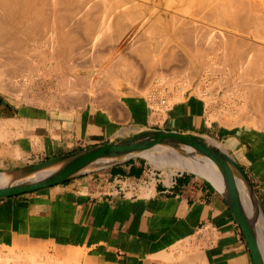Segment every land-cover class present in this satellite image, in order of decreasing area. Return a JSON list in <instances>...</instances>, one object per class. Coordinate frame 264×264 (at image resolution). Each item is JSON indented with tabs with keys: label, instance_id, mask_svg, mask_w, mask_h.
Masks as SVG:
<instances>
[{
	"label": "crops",
	"instance_id": "obj_1",
	"mask_svg": "<svg viewBox=\"0 0 264 264\" xmlns=\"http://www.w3.org/2000/svg\"><path fill=\"white\" fill-rule=\"evenodd\" d=\"M120 98L114 101L120 105L115 108L87 106L77 114L50 116L29 106L19 108L0 96V128L11 139L10 144L0 141V172L110 143L123 131L194 134V127H201L203 105L196 113L188 103L195 98L174 104L162 116L134 92L122 91ZM187 107L197 123L183 122ZM220 133L264 207V130L221 129ZM17 149L22 157L16 155ZM151 163L138 155L61 185L1 199L0 244L82 248L86 259L95 264H173L163 258L185 243L189 251L174 264H253L234 214L205 178L183 171L158 173ZM187 254L193 260L187 261Z\"/></svg>",
	"mask_w": 264,
	"mask_h": 264
},
{
	"label": "rangeland",
	"instance_id": "obj_2",
	"mask_svg": "<svg viewBox=\"0 0 264 264\" xmlns=\"http://www.w3.org/2000/svg\"><path fill=\"white\" fill-rule=\"evenodd\" d=\"M75 1V0H74ZM79 2V1H81V0H76L75 2ZM82 1H84V3H85V0H82ZM173 1V2H172ZM188 2H190V0H187ZM187 1L185 0L184 2H181L180 0H167V2H166V4L164 3L161 7H164V6H166V9H171V10H175V7L176 6H179V7H182L183 9L181 10H179V9H177L176 8V12H178V10H179V12H178V14H175V15H172V16H170L169 18H167V20H166V23L165 24H167L168 23V25H169V29H167V31H165L166 30V28L165 27H163V25H161V24H159L158 22H154V23H157L158 24V26H160V27H163L162 28V30H163V32L164 33H167V34H165V35H167V39L165 38H163L162 36H164V33L162 32V30H161V28H159L156 24H153V21L155 20L156 21V17H157V15H159L158 13H156V14H152V15H150L149 16V13L147 14V21H146V18H143V16H142V18H141V16H140V18H138L137 16H138V12L137 13H134V14H136V15H134V18L132 19V22L133 23H131V27L128 25V23H129V21L131 22V18H126V16H125V19H124V22L125 23H127V25H128V27L131 29H129L128 27H127V25L125 24V29H124V31H122V28H120L119 27V25L118 24H120V23H123L121 26H123L124 25V22H121V21H123V18L124 17H122V18H119V19H122V20H118L116 17H114L112 20H110V19H108V21H109V23H111V26H113L114 27V29H112V27L110 26L109 27V23H108V21H107V26L109 27H107L108 29H110V31L108 32V30L106 31V32H108L106 35H104V36H108V38L110 39H108L107 37L105 38V37H103L102 38V34H104V29H103V33L102 32H100V33H98L97 31H98V29H99V26H101L102 28H103V26L101 25L103 22H102V17L100 16V15H98L99 13H97L96 12V10L98 11V9H96V10H93L92 11V13H91V16H93V17H91L90 19L91 20H93V23L91 22V20H89V16H88V20L90 21V24H89V22L87 23V22H85L84 21V17L85 16H83L82 15V13L79 15H75V18L73 17V18H71V19H77L78 21H83V22H80V23H87L86 25H88V26H90L91 28V30L93 31H90V29L88 30V31H90V32H92V33H94L95 34V36L92 38L91 36L87 39V36H85L84 34L86 33H88V31L87 32H85L86 30H85V28H87L88 26H82L81 24H78V21L76 22V21H74V22H76V24L77 25H75V24H73L74 26H76L78 29L80 28V27H83L84 28V30L81 28V29H79V30H75V28H73V31L74 32H72V34L73 33H75V31H76V33H78L77 35L75 34V35H73V37L75 36V37H77V36H81V34H82V36H83V39L82 38H80V37H77L78 38V40L77 39H71V40H68V34L66 33V32H68V31H66L67 30V28L65 27V26H67L68 28L70 27V26H73L71 23H73L72 21L73 20H69V17H68V20H67V18H66V15H68V16H70V15H72V14H70L69 12V14H67V12L64 10H62L61 11V13L62 12H64V13H66V15L65 14H63V18H61L60 16L62 15L61 13H58V14H61V15H59V17L60 18H57V19H63L64 20V22H65V19L68 21H66V24L67 25H60L59 23H58V21L59 20H57L56 19V17H55V19L56 20H52V19H54V17H48V19L50 18L51 20H47V21H49L48 23L50 24V26H53V27H50L49 25H48V23H44L43 22V24H42V26L43 25H45L46 27H47V29H46V27L44 26V27H42V26H40V27H42L43 29H44V31L43 32H41L40 30L42 29V28H37L35 25H33V28H35V30L33 31V29H29V30H27V32H25V34L24 35H26V33H32L33 32V34H34V32L35 31H40L39 33H40V35H39V33L37 32V34H38V36L40 37L42 34L44 35V37H40L41 39H39L38 38V36H37V34H36V37H35V34H34V37H35V39H34V41L32 40L34 37H32V39H31V36L33 35H28V36H30V38L29 39H27V37L28 36H24L23 37V34L21 35V37L22 38H24V40L28 43V41H29V43H28V46H30V47H28V46H26L27 45V43L26 42H24V40H23V43H22V41H20L21 42V46L19 45V47H21V49H22V47L24 48V50H25V52H26V48L28 47V49H29V51L31 50H33L34 51V47H35V49L37 48L38 50H36V52L34 51H32L31 52V54H33V56H34V53H35V56L33 57L32 55H30V57H29V59L31 60V62H29L28 63V59H26L28 56H29V54H28V52H26L25 54L27 55H25V60H24V57H23V60L24 61H26L27 60V64H28V66H25L24 64L22 65V63L23 62H20L21 63V65H22V67L23 68H21V70L23 71V73L22 72H20L21 70H19L20 69V67H21V65H19L18 66V64L16 63V64H8L7 66H3L2 67V74H4V72H6L5 70L3 71V68L4 69H8L7 67L8 66H10V69L7 71V73H5L3 76L5 77V79H4V81L7 79V78H11L12 80H13V77H14V80L12 81L11 79V81L13 82V83H16L17 81H18V85L16 84H10L11 83V81L9 80V82L10 83H8V80H6V82L4 83V84H6L8 87H6V90L9 88V86H11L12 85V87H14V89L12 88V89H9V90H11L10 92H12V90H13V94H16V92L18 91V89H19V92L17 93L18 95H11L9 92L7 93V92H5L6 90H4V92H3V90L1 89L2 88V85H4L3 83H1L2 81H0V96L1 97H5V98H7V99H9V101H11L12 103H14L15 105H17L19 108L21 107V106H29L30 108H32V109H36V110H38L39 112H44V113H46L47 115H50V116H54L55 114H64V113H73V114H77V113H80L85 107H87V106H93V107H98V109H106V108H108L110 105H112V103L114 102V101H120V97H121V92L122 91H131V92H134V93H136L137 95H139V96H143V97H145L146 98V100L147 101H149L153 106H154V108H155V110L156 111H158V112H160L161 111V116L162 115H164L165 114V112L169 109L168 107H172L174 104L176 105V104H179V103H181V102H183V101H185V99L183 100V99H178V97H182L183 98V96H185V98H195V99H197V100H200L201 101V105H203L202 106V111H203V119H202V124H201V127L200 128H195L194 127V130L192 131L194 134H198V135H201V136H204L205 138H206V136H208L207 138H211V139H214V140H216L217 142H219L222 146H224L225 147V144H224V138L222 137V135H221V133H220V130H221V127H220V125H219V120L216 118L218 115H219V113L220 112H224L225 114H227V112H228V114H230V116H231V118L229 119L231 122H233L234 120V124H236L235 126H234V128L232 129L233 131H235V130H240V129H246V128H251V129H255V130H264V112L262 111V112H258L257 110H256V108H255V106H252L251 104H249V100L251 99V96L249 97V94L250 93H248L247 92V90H246V88L247 87H249V86H251V83H256V81L258 80L257 78V75H256V72H258L259 71V69L260 70H262L263 69V71H264V64H263V62H264V58H261V59H259L258 60V62H257V65H258V70H255V69H253L252 71H254L255 70V73L253 74V72H249L246 68H243L244 69V71L246 70V71H248V74L250 73L251 75H249L252 79H256V81L255 80H250V78H248L249 76L247 75V74H244L245 72H243V70L241 71V69H242V64H241V62H244V60L246 61V60H248V59H251V57L249 58L248 56L250 55L251 56V52H253L254 51V55L253 56H255V54L259 51V50H262L261 51V53H264V46H263V49L261 48V45L262 44H264V29L263 30H261L260 28H256L255 26V30L253 31V32H256V31H258V30H260L259 32H258V35L257 34H255L254 33V35H252V30L250 31H248V30H245V29H243V28H241V29H243V30H245V31H248V32H245V31H241V33L242 34H244V35H242L241 33H240V31H238L237 32V28H235L236 29V31H235V33H233V32H231V31H233V30H235L234 28H232V26L230 25V24H232L231 22H233V24L235 23V25H236V18H234V17H229V16H227V17H225V18H228L226 21H229V25H230V27H226L225 25L223 26L222 25V27L220 26V25H217L216 23H218V21L220 22L221 21V23L223 22L221 19H220V17H219V19L220 20H216L217 18H218V16H215V18H212V21L214 22H212L210 19H207L206 20V18H205V21L206 22H204V17H207L205 14H208V13H210V12H213V11H210V12H206V11H209V10H212V9H207V8H203L205 5H201V2H198V3H196L197 1H194L195 3H193V1H191V4L192 5H195L196 4V8H197V6L198 5H200L199 7H200V9L199 10H201V6H203L202 8H203V10L204 11H198V8L196 9L195 7H193L191 4V6L192 7H188L187 8ZM204 1V0H203ZM206 1V0H205ZM70 2V1H69ZM71 2L73 3V0H71ZM87 2V1H86ZM90 4H92L91 2H90V0L88 1ZM170 2V5H168V3ZM207 2V1H206ZM210 1H208V3H209ZM212 2V1H211ZM210 2V3H211ZM215 2V1H214ZM213 2V3H214ZM150 3H153V2H150ZM180 3V4H179ZM186 4V7L184 8V4ZM200 3V4H199ZM208 3H206L207 4V7H208V5H210V3L208 4ZM213 3H211V5L212 6H215V5H213ZM218 3V2H217ZM89 4V5H90ZM174 6H173V5ZM178 4V5H177ZM198 4V5H197ZM202 4H205V3H203L202 2ZM214 4H216V3H214ZM67 5H68V3H67ZM69 5H70V3H69ZM72 5V4H71ZM70 5V6H71ZM188 5H189V3H188ZM68 7V8H71V7ZM46 7V6H45ZM73 7H75V3H73ZM165 8V7H164ZM172 8H174V9H172ZM194 8V9H193ZM209 8H211L210 6H209ZM71 9H73V8H71ZM184 9L185 10H187L185 13L183 12L184 11ZM189 9H191V10H189ZM205 9H207L206 11H205ZM159 10H160V12H162V13H164L166 10H164V9H161V8H159ZM164 10V11H163ZM138 11V10H137ZM183 12L184 14H182L181 12ZM190 11V12H189ZM192 11V12H191ZM198 13H197V12ZM99 12V11H98ZM199 15V19H197V17H196V13ZM205 14H204V13ZM94 13V14H93ZM199 13H201L202 14V17H203V19H201V14H199ZM215 13V12H214ZM46 13H44V15H45ZM133 14V13H132ZM211 14V13H210ZM209 14V15H210ZM221 14V13H220ZM49 15V13H47L45 16L47 17ZM83 16V18L84 19H82V20H80V18H77L78 16ZM85 15V14H84ZM88 15H90V14H88ZM95 15V16H94ZM96 15H98V16H96ZM177 15V16H176ZM178 15H179V17L181 16V18H183V20L182 19H180L179 17H178ZM186 15V16H185ZM194 15V16H193ZM197 15V16H198ZM208 15V16H209ZM64 16H65V18H64ZM82 16H81V18H82ZM100 16V17H99ZM184 16V17H183ZM190 16V17H189ZM210 16H212V14L210 15ZM97 17H98V20H100L99 18H101V20L100 21H98V22H100V25H99V23L96 21V22H94V20H96L97 19ZM130 17H132L131 15H130ZM135 17H137L136 19H135ZM150 19H149V18ZM152 17V18H151ZM173 17H176V19L178 20V18H179V20L180 21H182V22H180L179 20L177 21L178 23L180 22V24H178V28L179 27H181V26H183V22L184 21H187L188 19H197V21H198V23L199 24H203V25H200V27H204V25H211V23H212V25L209 27V28H217L218 27V29H223V30H225V29H227V30H225V31H223L222 32V30L219 32V31H217V30H215V29H212L211 31H213V32H215V34L217 33L218 35L220 34V36L221 37H223L224 38V41H223V38L221 39V38H219L218 36V38H216V44L214 43V46H213V42L212 41H208L207 42V40L208 39H211V36H208V34L207 33H211V31H209V32H207L208 30H209V28L207 27V26H205V28L207 27L208 29H207V31L205 30V28H201V31H202V33H203V31L205 30L207 33V35L206 36H204L205 34H202L201 35V33L199 34V35H201V36H197V34L199 33V26H196L198 29L196 30L195 28L193 29V28H191L192 26L191 25H189V26H191V27H189L187 24H190V22H186L185 23V25H187L189 28H187V30H188V32H189V34L187 33V31H186V28H185V30H183L184 29V27H185V25H184V27H183V29H182V31H181V29H180V32H183L184 31V33H185V31H186V33L188 34V36L186 35V33H185V35H184V39L182 38V36H183V34H181L180 32L176 35L177 37H176V40H177V42H176V40H175V37H174V33H175V31H174V29L176 30V28H177V26L175 27V25H176V23H175V25H174V29H173V26H171V24H173V23H171L170 22V20L171 19H173ZM196 17V18H195ZM217 17V18H216ZM93 18V19H92ZM188 18V19H187ZM208 18V17H207ZM210 18V17H209ZM221 18H223L222 17V14H221ZM224 18V19H225ZM234 18V19H233ZM87 19V18H86ZM117 19V21L119 22H117V21H115ZM187 19V20H186ZM214 19V20H213ZM62 20V21H63ZM143 20V21H142ZM146 22H145V21ZM175 19H173V21H174ZM193 20H191V21H193ZM194 20V21H195ZM202 20V21H201ZM211 22H210V21ZM233 20V21H232ZM234 20H235V22H234ZM51 21H53L54 23H52ZM57 21V24H55V22ZM62 21H60V22H62ZM127 21V22H126ZM142 23H141V22ZM172 21V22H173ZM176 21V20H175ZM174 21V22H175ZM190 21V20H189ZM193 21V22H194ZM197 21H195L194 22V24H198L197 23ZM209 21V22H208ZM215 21H217L216 23H215ZM238 22H239V27H241V22L239 21V20H237ZM51 22V23H50ZM144 22H145V24H144ZM201 22V23H200ZM224 22H225V20H224ZM94 23H97V24H94ZM226 23V22H225ZM52 24V25H51ZM56 26V25H58L57 27H55L54 25ZM62 24V23H61ZM64 24V23H63ZM91 24H93L94 26V28H97V31H96V33H95V29L91 26ZM112 24H114V25H112ZM149 24H153L152 25V27H154V28H156V29H150L151 31H154V30H156V31H154V32H152L153 34H152V38L150 39H148V40H151V41H149L148 42V46H147V43L146 42H144L142 39H140V38H144L142 35H146V39H147V35H149V34H151V33H148L149 32V29H147L146 30V28L148 27V25ZM182 24V25H181ZM192 24V23H191ZM224 24V23H223ZM238 24V23H237ZM78 25H80L79 27H78ZM96 25H97V27H96ZM142 29H140L139 31H138V26ZM141 25H143L142 27H141ZM145 25V26H144ZM154 25H156V27L154 26ZM180 25V26H179ZM228 25V24H227ZM228 25V26H229ZM234 25V26H235ZM38 26V25H37ZM48 26L50 27V29L48 28ZM66 28V30H64V27ZM73 26V27H74ZM132 26H134V27H132ZM150 26V25H149ZM237 27H238V25H236ZM127 27V28H126ZM144 27H145V29H144ZM151 27V26H150ZM149 27V28H150ZM151 27V28H152ZM172 27V28H171ZM193 27H194V25H193ZM220 27V28H219ZM32 28V27H31ZM60 28V29H62V30H64L65 31V34H67L66 35V37H65V35L63 36V34L61 35V33H60V30H58V29ZM89 28V27H88ZM105 29H106V27H104ZM124 28V27H123ZM135 28L137 29L136 31H135ZM182 28V27H181ZM38 29V30H37ZM46 29V30H45ZM48 29L49 30H52L53 31V29H55L54 30V33L53 32H51L50 33V31H49V33H48ZM57 29V30H56ZM71 29V28H70ZM70 29H68V30H70ZM128 30V31H125V30ZM165 29V30H164ZM172 29H173V31H174V33H173V31H172ZM231 29H233V30H231ZM238 29H240V28H238ZM257 29V30H256ZM80 30H83L84 32V34L83 33H81V32H78V31H80ZM111 30H114V31H116L117 32V35L115 34L116 32H113V31H111ZM130 30V31H129ZM178 31H179V29H177ZM192 30V31H191ZM193 30L196 32V31H198V33L196 34V33H194L193 32ZM231 30V31H230ZM46 31H47V33H48V35H50V36H52V39H51V41L53 42V46L51 45L50 46V44H51V41H50V36H46L47 35V33H46ZM56 31V32H55ZM59 32V34L61 35V38H63V40H65L66 42H68V41H71V42H73V43H75V41L77 42V43H75L76 45H78L79 43H80V39H81V43L79 44V46H76V45H74L73 46V43H71L70 45H69V48H67L68 46L65 44V42H63L64 43V45L65 46H63L62 45V43L60 42V41H58V40H62V39H60V37L58 36V32ZM71 31L72 30H70V32H68V33H70L71 34ZM148 31V32H147ZM150 31V32H151ZM157 31H160V32H158L157 33ZM178 31H176V33L178 32ZM191 31V32H190ZM205 31H204V33H205ZM227 31V33H225ZM261 31L263 32V33H261ZM62 33H63V31H61ZM110 32H112V33H110ZM123 32H124V34H123ZM146 32V33H145ZM212 32V33H213ZM219 32V33H218ZM231 32V33H230ZM252 32V33H251ZM36 33V32H35ZM42 33V34H41ZM53 33V34H52ZM79 33H81V34H79ZM97 33H98V35L99 34H101V35H99L100 36V38L101 39H104L103 41L99 38V36L97 35ZM134 33V34H133ZM148 33V34H147ZM160 33V34H159ZM190 33H194L195 34V37H194V39H195V43L193 44L192 42L194 41V39L193 38H191V36L193 37L194 35L193 34H190ZM238 33H240V35L238 34ZM257 33V32H256ZM259 33H261V34H259ZM71 34V35H72ZM112 34H115L117 37H115L114 35H113V37H112ZM118 34L119 35H121V36H119V39H118ZM157 34L158 35H162L161 36V38H162V40H168V35H169V42L171 41V42H173L172 43V45L173 46H171V44H170V46L168 45V43L169 42H165V41H163L164 43H165V45H167V46H169V47H165V45H164V43L159 39L160 37L159 36H157ZM173 34V35H172ZM216 34V35H217ZM231 34H234V35H231ZM238 34V35H237ZM245 34H247V35H245ZM55 35H56V37H57V40L55 39L56 37H55ZM70 35V36H71ZM90 35V34H89ZM92 35V34H91ZM153 35H155V40L156 41H154V39H153ZM180 35H181V37H180ZM209 35H211V34H209ZM234 36V37H231V36ZM242 35V36H241ZM248 35H250V38H249V36ZM256 35L258 36V37H256ZM53 36H54V38H53ZM81 36V37H82ZM96 36L98 37L97 39H96ZM129 36H132L131 38H129ZM151 36V35H150ZM149 36V37H150ZM208 36V37H207ZM239 36V37H238ZM245 36H247L245 39H244V41H242V39L244 38ZM59 37V38H58ZM72 37V36H71ZM70 37V38H71ZM74 37V38H75ZM84 37H86V38H84ZM136 37V38H135ZM140 37V38H139ZM159 37V38H158ZM186 37H188V38H190L189 40H187L188 38H186ZM200 37H203V39L205 38L206 39V41H205V39H204V42H203V39L202 38H200ZM210 37V38H209ZM232 38V41H233V39H234V43L235 44H233V45H235L233 48L235 49V52L236 51H240V50H242L243 49V51H240V53H238L237 54V52H236V56L238 55L239 56V54H240V56H239V58H240V60H241V62H239V59L237 60L236 58H238V57H235V52L233 51L232 53H233V55L232 54H230V48H231V46H229L228 47V45H230V44H225L226 46H227V48L226 49H229V50H226V51H228L227 53H226V55H225V53H223V50L225 51V46H223L224 47V49H223V47H219V45H224L223 43H228V42H231V38ZM241 37V38H240ZM243 37V38H242ZM39 40H38V39ZM65 38V39H64ZM91 38V39H90ZM115 38V39H114ZM116 38H117V43L114 41V40H116ZM125 38H127V39H125ZM135 38V39H134ZM139 40H142V41H139ZM145 38H144V40H145ZM172 38V39H171ZM208 38V39H207ZM225 38H226V40H225ZM237 38V39H236ZM247 38H249L248 40L251 42V43H254L255 44V46L254 47H257V45L259 44H261L260 46L258 45V48H261V49H256V52H255V50H253V46H251V45H249V41L248 42H246L247 41ZM257 38V39H256ZM258 38H260V40L258 39ZM261 38H263L262 40H261ZM33 41V43H32V41ZM37 39V40H36ZM43 39H45V40H43ZM49 39V40H48ZM99 39L101 40V41H99ZM137 39V40H136ZM153 39V40H152ZM171 39V40H170ZM181 39H183V42H184V40H185V44H188L187 45V48H189V46L190 47H193V45H194V48H192V50H191V48L188 50V49H186V45L185 46H183V42L181 41ZM235 39L237 40V41H235ZM256 39V40H255ZM22 40V39H21ZM36 40V41H35ZM42 40L45 42H48V41H50L49 43L50 44H44L43 42H42ZM58 41V42H56V41ZM62 40V41H63ZM87 40H89V42L87 41ZM93 40H95V41H93ZM97 40V41H96ZM106 40L109 42V41H114L113 43L112 42H109V43H111L110 45L108 44V45H106V43H108V42H106ZM125 40H126V42H125ZM175 40V41H174ZM179 40H180V42H182L181 44H180V42H179ZM186 40H187V42H186ZM193 40V41H192ZM202 40V43L200 42ZM220 40H222L223 42H222V44H219L218 42ZM230 40V41H229ZM242 42H241V41ZM246 40V41H245ZM39 41H41V42H39ZM82 41H83V43H84V41L86 42L85 44H83L82 43ZM119 41V42H118ZM129 41V42H128ZM145 41H147V40H145ZM157 41H158V44L155 46L156 47V49H157V47L159 46V50H157V51H159V53L157 52V53H155L154 52V54H153V51H154V46H153V44L154 43H157ZM226 41V42H225ZM261 41V42H260ZM35 42H36V44H35ZM103 42H105V43H103ZM121 42V43H120ZM136 42H142L143 44V46L145 47V44L144 43H146V46H147V48L149 47V43H151L152 42V49H153V51L151 52L149 49H151V47L150 48H148V50L150 51V53H152L153 54V57L151 56V54L150 53H148V54H150L149 55V57H152V59H153V62H155V63H153L152 62V60H148L146 57V59H143V57L141 58L139 55H138V53L140 54V52H138L139 51V49L141 50V43H140V45H136L137 43ZM160 42H162L163 43V47H165V48H160L161 46H162V44L160 45ZM170 42V43H171ZM201 43L202 44V46H203V48H204V50H203V48H202V46L200 45V47L202 48V50L201 49H199V52L197 51L198 49L196 48V46H199V45H197L198 43ZM210 42H212V46H211V48H210ZM221 42V41H220ZM237 42H238V45H237ZM243 43L244 45H242L241 43ZM26 43V44H25ZM61 43V44H60ZM92 43V45L90 46V44ZM99 45H98V44ZM116 43V44H115ZM120 43V44H119ZM132 43V44H131ZM136 43V44H135ZM167 43V44H166ZM191 43V44H190ZM206 43H208V44H206ZM240 43V44H239ZM257 43V44H256ZM23 44H24V46H23ZM32 44H34V45H32ZM40 44V45H39ZM56 44V45H55ZM57 44H60V45H62L61 46V48L63 49V48H65V49H63V52H64V54H68V55H62L63 57H64V59H63V57L62 56H60V54H62V51H59L61 48H59L58 46H57ZM83 44V45H82ZM112 44H113V46H112ZM129 44V45H128ZM176 45V47H174L175 45ZM190 44V45H189ZM196 44V45H195ZM203 44H206V48L208 49V47H209V50L207 51V49H206V51H205V45H203ZM254 44H252V45H254ZM48 45V46H47ZM73 46V48L75 47V50L73 49V48H71L72 46ZM81 45V46H80ZM86 45H88V47L86 46ZM95 45V46H94ZM122 45V46H121ZM136 47V46H138V48H137V51H135L136 50V48L134 49L133 47ZM134 45H136V46H134ZM209 45V46H208ZM217 45V46H216ZM232 45V46H233ZM247 45V46H246ZM249 45V46H248ZM26 46V47H25ZM34 46V47H33ZM51 47V49H53V47H54V52H56L57 53V51H59L60 52V54H59V52L57 53V55L55 54V56H56V58H55V56L53 55L52 56V54L50 55L49 53H48V51L49 50H51L50 49V47ZM55 46H57V47H55ZM91 47V50H90V47ZM129 46H131V47H129ZM215 46H216V49H215ZM237 46H238V49H237ZM241 46H245L244 48L243 47H241ZM44 47V48H43ZM48 47V48H47ZM83 47H84V49H83ZM92 47H94L93 49H92ZM108 47V49L109 50H111V48H112V50L110 51V52H108L109 50L108 49H106ZM111 47V48H110ZM117 47H119V48H117ZM140 47V48H139ZM171 47V49H172V47L174 48V50L172 49V50H170L169 48ZM179 47H181V48H179ZM213 47H214V49H213ZM248 47V49H246ZM57 49V51H56V49ZM58 48H59V50H58ZM79 48V49H78ZM81 48V49H80ZM90 50L89 52L86 50ZM89 48V49H88ZM133 48V49H132ZM143 48V47H142ZM147 48H143L142 49V51L143 50H147ZM169 50H168V49ZM179 48V49H178ZM196 48V49H195ZM219 48H222V49H219ZM20 49V51L22 52V53H24V50L22 51ZM48 49V50H47ZM100 49V50H99ZM120 49V50H119ZM130 49V50H129ZM133 51H132V50ZM151 49V50H152ZM161 49L163 50V53H162V51H161ZM175 49H178V52H176V50ZM212 49V51H210ZM232 49V48H231ZM44 50V51H43ZM71 52H70V51ZM72 50H74L73 52H72ZM78 52H77V51ZM85 51V53H84V51ZM98 50V51H97ZM108 50V51H107ZM170 52V51H172L171 53H177V54H172V55H175V56H173V57H171V56H169L170 55V53L168 52V51ZM180 50V51H179ZM193 51L196 55L198 54V53H202V55H200V56H203L204 54V56H203V59H199L198 57H200L199 55H198V57L196 56L195 58H196V61L199 59L200 60V62H202V63H200L199 61V63L200 64H202V66L201 65H199V63L198 62H196V61H194V58H191L190 56H192V57H194V55H190V53H192L191 51ZM220 51V52H218V54H217V51ZM246 50V51H245ZM38 51V52H37ZM47 51V53H45ZM67 51V52H66ZM96 53H95V52ZM113 51V52H112ZM117 51V52H116ZM149 51H146V52H149ZM166 51H167V54H166ZM221 51H222V54H224L225 55V58H229V60L228 61H230V63L227 61V59H226V61L229 63L228 64V66L230 67V65H231V67L233 66V64H234V68H229L230 69V72L233 70V73H231V74H229L230 72H228L229 71V69H227L228 67L226 66V64H224V56H222V54H220L221 53ZM248 51H250V54L248 55V54H246V52H248ZM41 52V53H40ZM42 52H44V53H42ZM51 52H52V50H51ZM69 52L71 53V54H73L71 57L69 56V55H71V54H69ZM80 52H82V53H84L83 55H82V53H80ZM186 52V54H189V56L188 55H186L187 56V58H186V56L184 55V53ZM189 52V53H188ZM198 52V53H197ZM211 54H210V53ZM243 53V56L241 55L242 53ZM20 53V52H19ZM18 53V55H20ZM78 53H79V55H78ZM93 55H92V54ZM99 53H101L102 55H100ZM105 53H107L106 55H105ZM109 53H110V55H109ZM164 53H165V56H164ZM169 53V54H168ZM210 54V56L212 57H210L209 56V54ZM259 54V55H263V54ZM58 54H59V56H58ZM76 54V55H75ZM87 56H86V55ZM94 54H96V56H94ZM98 54V55H97ZM114 54V55H113ZM160 54H162V55H160ZM182 54V55H181ZM193 54V53H192ZM208 56H207V55ZM215 54H216V56H215ZM230 55V57L228 56V55ZM247 55V57H246V55ZM42 55V56H41ZM44 55V56H43ZM141 55V54H140ZM163 56V57H160V56ZM168 55V56H167ZM184 55V56H183ZM213 55H214V57H213ZM232 55V56H231ZM22 56H24V54H22ZM38 56V57H37ZM40 56V57H39ZM61 59V57H62V61H63V63H65L66 64V62L68 61V60H72V61H68L67 62V64H66V66H64L63 65V63H61V61H58V60H55V59H57L58 57ZM73 56H76V58L74 57L73 58ZM82 56V60H83V58H85V60H83V62H82V60L80 59V57ZM84 56V57H83ZM99 56V57H98ZM103 56V57H102ZM110 56V57H109ZM114 56V57H113ZM117 58H116V57ZM132 56V57H131ZM179 58H178V57ZM182 58H181V57ZM217 56H218V61H216L215 59L217 58ZM219 56H220V58L222 57L223 59H222V61L221 60H219L220 58H219ZM227 56V57H226ZM241 56H242V59H241ZM245 56V58H243ZM44 57V58H43ZM49 59H48V58ZM52 57H54L53 59H51ZM66 57H69V59L68 58H66ZM94 57V58H93ZM96 57V58H95ZM125 57H126V59H125ZM130 59H129V58ZM135 57V58H134ZM167 57V58H166ZM168 57H170V58H168ZM216 57V58H215ZM232 57H234L233 58V61H231L232 59ZM31 58H33V59H31ZM43 58V59H42ZM73 58V59H72ZM86 58L88 59V60H86ZM99 60H98V59ZM112 58V59H111ZM128 58V59H127ZM161 58V59H160ZM162 58H163V60H165L164 62L165 63H163V60H162ZM165 58V59H164ZM172 58H174V61L172 60ZM183 58H184V60H183ZM206 58H208L207 60H206ZM210 58V59H209ZM42 59V60H41ZM48 59V60H47ZM51 59V60H50ZM74 59H75V65H74V63H73V61H74ZM76 59H80L81 60V62H79V60L77 61ZM90 59V60H89ZM119 59L121 60V59H123V60H126L125 62H121V64L122 65H120V63H119ZM137 59V60H136ZM161 61H160V60ZM169 59V60H168ZM175 59H177L176 61H175ZM179 59L181 60V61H179ZM189 59H191L192 60V64H189L186 60H189ZM214 59V62L212 61ZM231 59V60H230ZM50 60V61H49ZM101 60V61H100ZM109 60V61H108ZM114 62H113V61ZM116 60V61H115ZM117 60H118V62H117ZM130 60H131V63H133L134 62V64H131L130 63ZM139 60V61H138ZM142 60V61H141ZM145 60V61H144ZM155 60V61H154ZM168 60V62H166ZM171 60V61H170ZM191 60L189 61L190 63H191ZM202 60V61H201ZM203 60H205V62L203 61ZM211 60V61H210ZM234 60H237L238 62H239V64L240 65H238V62L237 61H235V62H237V63H235L234 62ZM33 61H34V63H33ZM49 61V62H48ZM56 61V62H55ZM65 61V62H64ZM91 62V63H89L88 64V62ZM122 61V60H121ZM144 61V62H143ZM149 61V63H147ZM151 61V62H150ZM184 61V62H183ZM263 61V62H262ZM19 62V61H18ZM41 62H42V64H41ZM59 62H60V64H62V66H60V64H59ZM71 62L73 63L72 65H74V66H83V69H82V67H73L72 65H70L71 64ZM85 62L87 63L86 65H85ZM103 62V63H102ZM108 62V63H107ZM112 62L114 63V65L112 64ZM116 62H117V64H119L120 65V67H121V69L122 70H120V68H118V67H115V66H118L117 64H116ZM129 62V63H128ZM182 62V63H181ZM187 63V65H186V63ZM209 62V63H208ZM215 62H216V64H217V62H219L220 64H221V67H222V65H223V68H224V70H226V71H223V73L224 74H222L221 73V71L223 70H220V65H219V67H218V69H219V72H218V70L216 71V70H214L218 65H216L215 64ZM223 62V63H222ZM25 63V64H26ZM40 63V64H39ZM44 63H45V65H44ZM70 63V64H69ZM78 63V64H77ZM80 63V64H79ZM125 63V64H124ZM162 63V64H161ZM167 63H169V65H167ZM183 63H185L184 65H183ZM197 63H198V65L199 66H197ZM203 63H205V64H203ZM209 64V65H206V64ZM212 63H214L215 64V66L212 64ZM218 63V64H219ZM226 63V62H225ZM26 64V65H27ZM35 64V65H34ZM55 64V65H54ZM57 64L60 66H58L59 67V69L62 67L63 68V71H65V70H69V71H66V73H67V75L68 74H70V75H68V76H66V77H64V75H61V73H62V69H60V71H57V69H58V67H57ZM92 64H93V66H92ZM94 64H97V65H95V67H94ZM110 64V65H109ZM125 66H124V65ZM128 64V65H127ZM140 66H139V65ZM145 66H144V65ZM147 64H149V66L150 67H148V65ZM189 64V65H188ZM213 65V66H211V65ZM235 64H237V65H235ZM16 65V66H15ZM31 65V66H30ZM37 65H39V66H37ZM50 65H51V68H52V70H51V68H50ZM88 65H90V66H88ZM127 65V66H126ZM133 65V66H132ZM134 65H135V67H134ZM147 65V66H146ZM183 65V66H182ZM192 66L193 65V68L191 69V67H189V66ZM204 65H206L208 68H207V73H206V71H205V69H206V67L204 66ZM225 65V66H224ZM36 66V67H35ZM57 68H56V67ZM64 66V67H63ZM109 66V67H108ZM113 66V67H112ZM184 66L186 67V69L184 68ZM196 66V67H195ZM209 66H210V68H211V71H210V68H209ZM235 66H236V70H235ZM13 67V68H12ZM14 67H17V70H19V72H20V74L22 75H18L19 77H17L16 75H13L10 71H12V70H14V71H17L16 69H14ZM29 67V68H28ZM66 67V69H64ZM89 67V68H88ZM92 69H91V68ZM100 67V68H99ZM125 67V68H124ZM128 67H131L130 69V71L128 70L129 68ZM146 67V68H145ZM148 67V68H147ZM176 67V69H174ZM181 67V68H180ZM194 67H195V69H198V70H195L194 69ZM203 67L205 68V69H203ZM239 67V68H238ZM48 68V69H47ZM50 68V69H49ZM56 68V69H55ZM68 68V69H67ZM71 68V69H70ZM114 68V69H113ZM116 68H118V69H116ZM190 68V69H189ZM202 68V69H201ZM214 68V69H213ZM257 68V67H256ZM54 69H55V73H54ZM73 69V70H72ZM105 69V70H104ZM109 69V70H108ZM111 69V70H110ZM123 69H126V70H128L129 72H128V74H130L131 75V77H132V79H128V77H130V75H126V76H128V77H125L124 75H125V73H126V70H125V72H124V70ZM132 69H133V71H132ZM185 69V70H184ZM217 69V68H216ZM239 69V70H238ZM46 70V71H45ZM70 70H72L71 72H70ZM116 70V72H114L113 73V71H115ZM174 70V71H173ZM180 70V71H179ZM187 70V71H186ZM200 70V71H199ZM228 70V71H227ZM234 70H235V73H234ZM13 71V72H14ZM52 72V75H51V72ZM118 71V72H117ZM119 71H120V74H121V76L122 77H124V78H122L118 73H119ZM122 71V72H121ZM186 71V72H185ZM215 71V72H214ZM251 71V70H250ZM8 72H9V74L11 73L12 75H13V77H11V76H8L9 74H8ZM18 71L16 72L17 74L19 73ZM41 72H43V73H41ZM106 72H108L107 74H105ZM182 72V73H181ZM193 72V73H192ZM198 72V73H197ZM203 72H204V74H203ZM213 74H211V73ZM214 72V73H213ZM226 72H227V74H226ZM238 72H243L242 74H239ZM50 73V74H49ZM66 73H65V75H66ZM104 73V74H103ZM109 73H111V75L109 74ZM115 73H117V74H115ZM122 73H124V75L122 74ZM179 73H181V75L179 74ZM183 73H186L187 75H188V73H192L190 76H194V79L192 78V77H187V75L186 74H183ZM219 74V76H220V78H219V76H218V74ZM247 73V72H246ZM260 73H262V72H260ZM264 73V72H263ZM261 74L262 76H264V74ZM1 74V75H2ZM10 74V75H11ZM25 74H26V77H25ZM44 74V75H43ZM54 74H55V76H54ZM63 74H64V72H63ZM109 74V75H108ZM113 74V75H112ZM115 74V75H114ZM127 74V73H126ZM183 74V75H182ZM215 74H216V76H215ZM226 74V75H225ZM107 75V77H109V78H107V77H105ZM119 75V77H117ZM161 75V76H160ZM171 76V78H172V76H175L174 77V80H175V82L172 80V79H169V78H167V76ZM186 77H185V76ZM204 75L207 77V79H205V77H204ZM209 75V76H208ZM221 75H222V77H221ZM223 75H225V77L223 76ZM231 75V76H230ZM238 75H246V76H243V77H245V78H240V76H238ZM260 75V74H259ZM260 75V77H262ZM50 78H49V77ZM71 77V79H74L73 80V84H72V86L74 85V83H75V86L77 87H75V86H73V87H75V88H73L72 86H71V81H70V84H68V82H65L64 80H71V79H68L67 77ZM73 76H75V77H77V78H75V77H73ZM89 76V77H88ZM113 76V77H112ZM162 76H164V78L162 77ZM166 76V77H165ZM181 76V77H180ZM229 76V77H228ZM233 76H234V78H236L237 77V79L236 80H238L237 82L235 81V79L233 78ZM236 76V77H235ZM248 76V77H247ZM252 76H254V78L252 77ZM255 76L257 77V78H255ZM2 77V76H1ZM0 77V78H1ZM24 77V78H23ZM58 77V78H57ZM63 77L64 78H66V79H64L63 80ZM80 77H81V80H80ZM82 77H84L83 78V80H82ZM85 77H87V78H85ZM91 77V78H90ZM101 77V78H100ZM111 77V78H110ZM158 77V78H157ZM162 77V78H161ZM178 77H180V78H178ZM185 77V78H184ZM212 77V78H211ZM215 77H217V78H215ZM238 77H239V79L242 81V79H246L247 78V81H248V79H249V83L247 82V81H245V82H247L246 84H245V82H243L244 83V86L243 85H241V84H243L242 82H239V79H238ZM260 77H259V79H260ZM17 78H21L22 80H23V82H22V80L20 81L19 79H17ZM45 78V79H44ZM52 78V79H51ZM55 78H57V79H55ZM61 78V79H60ZM104 78V79H103ZM105 78L107 79V80H105ZM113 78H115V79H113ZM120 78V79H119ZM128 80H132V81H128ZM176 78V79H175ZM179 80H178V79ZM181 78H182V80H181ZM188 78V79H187ZM202 78V79H201ZM222 78V79H221ZM223 78H225V80H227V81H225V83H226V86H225V84H224V82H223ZM227 78V79H226ZM229 78H230V81H231V78H233L232 80L234 81V82H236L237 84H239V85H241V86H237V85H235V86H233V82L231 81V82H229ZM264 78V77H263ZM263 78L261 79V80H259V82L261 83V81L263 80ZM60 79V80H59ZM76 79H78V80H76ZM87 79V80H86ZM89 79V80H88ZM92 79V80H91ZM95 79V80H94ZM98 80V82H96L97 80ZM126 79V80H125ZM167 79V80H166ZM187 79V80H186ZM193 79V80H192ZM198 79H200V80H202V83H201V81L200 80H198ZM76 80V81H75ZM105 80V81H104ZM161 80H162V82H161ZM173 82H172V81ZM186 80V81H185ZM190 80V81H189ZM192 80V81H191ZM218 80H220V81H218ZM20 81V82H19ZM51 81V82H50ZM55 81V82H54ZM63 82V83H60V82ZM75 81V82H74ZM77 81H79V82H77ZM87 81V82H86ZM108 81V82H107ZM180 81H182V82H180ZM189 81V82H188ZM250 81H254V82H251L250 83ZM57 82H59L60 84H63V85H59V83H57ZM76 82H77V85H76ZM81 82H82V84L83 85H81V88H80V84H81ZM90 82V83H89ZM95 82H96V85H94L95 84ZM104 82H106V84H104ZM133 82V83H132ZM173 84H172V83ZM179 82H180V85H179ZM186 84H189L190 86H185V83ZM218 82V83H217ZM221 82L224 84V85H222L221 84ZM239 82V83H238ZM259 82H257V84L259 83ZM55 83V85H53ZM65 83H67L66 85H65ZM88 83H89V85H88ZM101 83H103V84H101ZM128 83H130V84H128ZM168 83V84H167ZM201 83V84H200ZM230 83H232V84H230ZM241 83V84H240ZM260 83L258 84V86L255 84L254 86V88H256V86L257 87H259V85H260ZM2 84V85H1ZM8 84H10V85H8ZM100 84V85H99ZM184 84V85H183ZM218 84H221V85H219L218 86ZM248 84H250V85H248ZM253 84H252V86H253ZM262 84V83H261ZM57 85V86H56ZM116 85V86H115ZM118 85V86H117ZM182 85V86H181ZM227 85H232L233 86V88H232V86H231V89L233 90L234 88L236 89V88H238V89H236V91H239V89L242 91V90H245V91H243V92H236L235 90L234 91H231V89H230V87H228ZM15 86H16V88H17V86H18V88H17V90H15L16 88H15ZM65 86H67L68 88H66ZM95 86H96V88H95ZM103 86V87H102ZM107 86V87H106ZM186 87V88H188V89H185V90H183V88L184 87ZM237 86V87H236ZM244 87L243 89L242 88H240V87ZM4 87V86H3ZM64 89H63V88ZM91 89H90V88ZM111 87H113V88H111ZM190 87V88H189ZM225 89H224V88ZM227 87L229 88V93H228V91H227V93H225L226 92V89H227ZM63 89V91L64 92H62V89ZM71 88V89H70ZM73 88V89H72ZM82 88L84 89L83 91H82ZM105 88V89H104ZM25 91H24V90ZM78 89V91H76ZM98 89V90H97ZM200 90V92H199V90ZM224 89V90H223ZM2 90V91H1ZM32 90V91H31ZM58 90V91H57ZM107 90V91H106ZM115 92L114 94H116V95H114L113 94V92ZM115 90V91H114ZM196 90H198V92L196 91ZM202 90L204 91V92H202ZM8 91V90H7ZM14 91H16V92H14ZM36 91V92H35ZM69 91V92H68ZM81 93H80V92ZM92 91H94L93 93H92ZM181 91H183V92H181ZM196 91V92H195ZM21 92V93H20ZM47 92V93H46ZM77 92V93H76ZM232 93V95H231V93ZM25 93L27 94V95H25ZM65 94V96H64V94ZM68 93L70 94H73L71 97H70V95L68 96ZM76 93V94H75ZM80 93V94H79ZM109 93V94H108ZM111 93V94H110ZM180 93V94H179ZM200 93H202V96H201V94ZM225 94V98L223 97V95ZM237 93V94H236ZM240 93V94H239ZM248 93V98H250L249 100H247L246 99V96L244 95V94H247ZM77 94H79L78 96H80V95H83L82 96V99H81V97H77ZM85 94V95H84ZM108 95L107 97H109L110 96V98H108L109 100L107 101V99L104 97L105 95ZM229 96H228V95ZM66 95H67V97H68V99L66 98ZM76 95V96H75ZM88 95V96H87ZM181 95V96H180ZM231 95V96H230ZM236 95V96H235ZM239 95V96H238ZM244 95V96H243ZM18 96V97H17ZM25 96V97H24ZM26 96H27V98H26ZM59 96V98L57 99V97ZM61 96H63V97H61ZM74 96V97H73ZM178 96V97H177ZM230 97V98H228V97ZM238 96V97H237ZM86 98V99H84V98ZM103 97V98H102ZM205 97V98H204ZM26 98V99H25ZM66 98V99H65ZM69 98H73L74 99V101H73V99H69ZM111 98H115V100L114 99H111ZM77 99V100H76ZM78 99H81L80 101L82 102V103H80V101L78 100ZM163 99H165L166 100V102L165 103H162V100ZM232 99H234V101L235 102H233V100ZM238 99V100H237ZM230 100V101H229ZM247 100V101H246ZM109 101L111 102V104L109 103ZM170 101H171V103H170ZM106 102H107V104H106ZM169 102V103H168ZM58 103V104H57ZM73 103H74V105H73ZM84 103V104H83ZM168 103V104H167ZM233 103V104H232ZM69 106H68V105ZM103 104V105H102ZM110 104V105H109ZM169 104H171L170 106H169ZM248 104L251 106V108L253 109H251L249 106H248ZM233 105V106H232ZM236 105H237V107H236ZM71 106V107H70ZM166 106V107H165ZM241 107V108H240ZM81 108V109H80ZM153 108V109H154ZM165 108V109H164ZM232 108V109H231ZM235 108H237V109H235ZM244 108V109H243ZM246 108H250L251 109V111H250V109L248 110H246ZM255 108V109H254ZM243 110V112H241L242 110ZM239 111V112H238ZM255 111H257V112H255ZM229 112H231V113H229ZM242 113V114H239V113ZM250 112V113H249ZM221 113V116L219 115V117L221 118V117H224L223 115H225V114H222ZM227 114V115H228ZM239 114V115H238ZM235 115H236V118L235 119H233L234 117H235ZM214 116V117H213ZM237 116H238V118H237ZM211 117H212V119H211ZM225 117H227L226 115H225ZM224 117V118H225ZM233 117V118H232ZM162 118V117H161ZM224 118H222V119H224ZM229 118V117H228ZM206 123H208V124H210L211 125V127L210 128H208V127H205V130L203 129V127H204V125H206ZM186 124V123H185ZM209 131V132H207V131ZM230 132V131H229ZM229 134H231V133H229ZM225 150H227L226 149V147H225ZM145 156V155H144ZM145 157H147V156H145ZM148 158V157H147ZM148 159H150V158H148ZM151 161V160H150ZM152 163V166L156 169L155 171L156 172H158V173H164V174H168V173H170L171 171H172V166H173V168H174V170H178V171H183V172H190L189 170H186V169H183L180 165H170V164H163V163H156V162H153V161H151ZM165 166V167H164ZM177 166V167H176ZM170 169V170H169ZM191 173V172H190ZM185 244V243H184ZM183 243H180L179 244V246L177 245V247L175 246V248L173 249V251H172V253H171V255L169 256V257H172V258H175V257H177V256H179V254L180 255H184V253L188 250L187 249V247L184 245ZM178 247H180V249L178 248ZM184 249V251H183V249ZM186 248V249H185ZM179 249V250H178ZM174 250H176V251H174ZM3 252V253H2ZM178 252V253H177ZM182 252V253H181ZM0 258H3L4 256V258L3 259H6L7 258V256H8V258H10L11 260L13 259V258H15V256L17 257V255H18V257H22V259H25V257H26V259L27 258H29L27 261H29L30 260V258L32 259V257H33V261L36 263V264H49L48 263V261H51L50 263H52V262H54V263H52V264H95V263H92L91 261H88L87 259H86V252H85V250L84 249H82V248H69V249H62V250H58V249H53L52 247H50V246H48V245H44V244H35V243H28V242H22V243H18V244H15V245H12V244H0ZM3 254V255H2ZM19 255H21V256H19ZM174 255V256H173ZM2 256V257H1ZM13 256V257H12ZM24 256V257H23ZM10 260V261H11ZM173 261H175L176 262V260H174V259H172ZM171 260V261H172ZM180 260V259H179ZM172 261V262H173ZM46 262V263H45ZM57 262V263H56ZM63 262V263H62ZM99 263L100 264H105V263H101L100 261H99Z\"/></svg>",
	"mask_w": 264,
	"mask_h": 264
},
{
	"label": "bare ground",
	"instance_id": "obj_3",
	"mask_svg": "<svg viewBox=\"0 0 264 264\" xmlns=\"http://www.w3.org/2000/svg\"><path fill=\"white\" fill-rule=\"evenodd\" d=\"M69 1H70V2H69ZM75 1H76V0H75ZM75 1L73 0V3H75V7H73V3L71 2V0H0V77L2 76V77L0 78V81L3 80L1 83L4 84V83L6 82V80H8V79L10 80V79H11V78H7V79L4 81V79H5L4 76L6 75L5 73H7V71L10 69V66L7 67V68H8L7 70L4 69L5 67L3 68V71H4V70L6 71V72H4L5 75L2 74V72H1L3 66H7L8 64H10V65H11V64H16V63H17V64L19 63V64H18V66H19V65H21L20 62H23L22 65L24 64L25 66H28V64L26 63L27 60H26V61H24V60H25V55H26L25 53L29 51L28 47H30V46H28L29 41H28V43H27V42L24 40V38H25L26 36H28V35L31 36V35L33 34V32H32L31 34H30V33H29V34L26 33V35H24L25 32H27V30H29V29H33V31H34L35 28H33V25H35L37 28H39L40 26H42L43 22H44V23H48L49 21H47V20H51L50 18L48 19L49 16H50V17H51V16L54 17V19H52L53 21L56 20L57 18H60V17L63 18V14L66 15V13H64V12L61 13L62 10H63V11L65 10V11L67 12V14H69V13L72 14V15H70V16L66 15L67 20H68V17H69V20H70V19L73 18V17L75 18V15H76V14H77V15H78V14L80 15V14L82 13V15L85 16V17H84L85 19L83 18L82 15H81L82 18H81V16H78L77 18H80V20L84 19L85 22H87V23L89 22V24H90V21H89V20H91L90 18L93 17V16H91L92 11L98 9L99 12H98L97 10H96V12L99 13L98 15H100V16L102 17V19H103V20H102L103 23L101 24V25L103 26V28H102L101 26H99V29H98V31H97V28H98V27H97V25H98L97 23H94V24H97V25H96L97 28H94V27H93V26H94L93 24H91V26L95 29V30H94L95 33H96V31H97L98 33H100V32L103 33V29H104L105 32H104V34H102V35H103L102 38H103V37H105V38L107 37V38H108V36H104V35H106V34L110 31V29H108V28L111 26V23H109V21L112 20L114 17H116L118 20H122V19H119V18L124 17V18H123V21H121V22H124L125 16H126V18H128V19L131 18V22L129 21V23H128V25L131 27V23H133V22H132V19L134 18V15H136V14H134V13H137V12H138V13H137V14H138L137 17L140 18V16H141V18H142V16H143V18H146V21L148 20V19H147V14H148V13H149V16L152 15V14H156V13H158L159 15H157V17H156L157 19H156V21H155V20L153 21V24H156V25L158 26L157 23H154V22H158L159 24L163 25V27L166 28V30H165V29H164V30L167 31V29L170 28L169 25H168V23L165 24L167 18H169V17L172 16V15L178 14L179 10H180V9H181V10L183 9L182 7H179V6H176V7H175V10L166 9V6H167V5L164 6L165 8H164V7H161L164 3L166 4L167 0H90V2H91L92 4H90V3L88 2L89 0H85V3H84V1H82V0L79 1V2H78V1L75 2ZM86 1H87V2H86ZM180 1H181V2H184L185 0H180ZM186 1H187V0H186ZM191 1H193V3H195L194 1H197L196 3L201 2V5H205L204 7L201 6V10H202V11H204L203 8L212 9V10H209V11H206L207 9H205V11H206L207 13L210 12V11H213V12H210V13L212 14V16H210V15H211L210 13L205 14L206 12H205V13L203 12V13L208 17V18H207V17H204V22H206V21H205V18H206V20H207V19H210V20L212 21V18H215V16H218V18L216 17V18H217L216 20L218 21V20L221 19L223 22L221 23V21H220V22L218 21V23H216L217 21H215V23H216L217 25H220V26L222 27V25L224 26V25L226 24L225 26H226L227 28L230 27V25H231L232 28H234V29L237 28V32L240 31V30L242 31L243 29L248 30V31H249V30H250V31L252 30V32H253V31L255 30V29H254L255 27H256V28L258 27V28H260L261 30L264 29V0H206L207 2H206L205 0H204V1H203V0H190V2L187 1V8H188V7L190 8V7H192V6H193V7L196 6V4H195V5H192V4H191ZM208 1H210V2L212 1L211 3H213V2L215 1L214 3H216V4L213 3V5H215V6H212L211 3L209 2L210 5H208V7H207V4H206V3H208ZM150 2H153V3H150ZM172 2H173V1H172ZM202 2L205 3V4H202ZM217 2H218V3H217ZM67 3H68V5H67ZM69 3H70V5L72 4V5H71L72 7L69 5ZM188 3H189V5H188ZM209 3H208V4H209ZM89 4H90V5H89ZM179 4H180V3H179ZM183 4H184V3H183ZM190 4H191L192 6H191ZM199 4H200V3H199ZM168 5H170V2L168 3ZM172 5H173V4H172ZM177 5H178V4H177ZM184 5H185V6H184V8H185V7H186V4H184ZM197 5H198V4H197ZM45 6H46V7H45ZM69 6H70L71 8H73V9L68 8ZM170 6H171V5H170ZM173 6H174V5H173ZM199 6H200V5L197 6L198 11H201V10H199V9H200ZM209 6H210L211 8H209ZM202 7H203V8H202ZM159 8L164 9V10H166V11H165L164 13H162V12H160ZM176 8L179 9L178 12H176V11H177ZM195 8H196V7H195ZM197 8H196V9H197ZM172 9H174V8H172ZM193 9H194V8H193ZM137 10H138V11H137ZM164 10H163V11H164ZM189 10H191V9H189ZM186 11H187V10L184 9L183 12L185 13ZM68 12H69V13H68ZM93 12H94V11H93ZM180 12H181V11H180ZM183 12H181V13L184 14ZM187 12H188V11H187ZM189 12H190V11H189ZM191 12H192V11H191ZM196 12H197V11H196ZM196 12H195V13H196ZM214 12H215V13H214ZM44 13H46V14L49 13V15L46 17V16H45L46 14L44 15ZM58 13H61L62 15H61V14H58ZM132 13H133V14H132ZM197 13H198V12H197ZM197 13H196V17H197V19H199L200 17H199V15H198ZM220 13L222 14V17H223V18H221V14H220ZM84 14H85V15H84ZM88 14H90V15H88ZM93 14H94V13H93ZM199 14H201V13H199ZM209 14H210V15H209ZM59 15H61V16L59 17ZM77 15H76V16H77ZM98 15H96V16H98ZM130 15H131L132 17H130ZM197 15H198V16H197ZM208 15H209V16H208ZM88 16H89V20H88ZM94 16H95V15H94ZM100 16H99V17H100ZM176 16H177V15H176ZM185 16H186V15H185ZM193 16H194V15H193ZM200 16H201V19H203L202 14H201ZM224 16H225V17L229 16V17H234V18H236V25H238V27L235 25V23L233 24V22H231L232 24H230L229 21H226L229 17H228V18H225ZM52 17H51V18H52ZM55 17H56V19H55ZM137 17H135V19H136ZM178 17H179V15H178ZM183 17H184V16H183ZM189 17H190V16H189ZM196 17H195V18H196ZM198 17H199V18H198ZM209 17H210V18H209ZM219 17H220V19H219ZM64 18H65V16H64ZM86 18H87V19H86ZM93 18H94V17H93ZM93 18H92V19H93ZM110 18H111V19H110ZM148 18H149V17H148ZM151 18H152V17H151ZM179 18L183 20V18H181V16H180ZM179 18H178V20H179ZM224 18H225V19H224ZM234 18H233V19H234ZM99 19L101 20V18H99ZM108 19H110V20L108 21ZM117 19H116L115 21H117ZM149 19H150V18H149ZM173 19H175L176 21L174 20V21H175V22H174ZM173 19L170 20V22L173 23V24H171V26H173V29L177 26L176 30L174 29L175 33H174L173 29H172L173 33L175 34V35H174L175 40H176V37H177L176 35L180 32V29H181V31H182V29H183V27H184V25H185L186 22H190V24H187V25H188V26L191 25L192 27H191V26H189V27H191V28H193V29L195 28L196 30L200 27V25H203L201 22H200L201 24H199L198 21H197V19H196V20L194 19V20L197 21L198 24H194L195 21H194L193 19H188V18H187L188 20L186 19L187 21H184V22H183V26H181L182 28H181V27L178 28V24H180V22H182V21L179 20L180 22L178 23V22H177L178 20L176 19V17H173ZM57 20H59L58 23H59L61 26H62V25L65 26V25L68 24V23L66 24V21H67L66 19H65V22H64L63 19H61V20H60V19H57ZM62 20H63V21H62ZM71 20H73V19H71ZM97 20H98V17H97L96 20H94V22H96ZM100 20H98V21H100ZM136 20H137V19H136ZM189 20H190V21H189ZM191 20H193L194 22L191 21ZM210 20H209V21H210ZM213 20H214V19H213ZM224 20H225L226 23L224 22ZM237 20H239V21L241 22V24H240L241 27H239V22H238ZM53 21H51V22L54 23ZM60 21H62V22H60ZM74 21L77 22L78 20H77V19H76V20L74 19V20L72 21L73 23H71V24H72V25H73V24L77 25L76 22H74ZM98 21H97V22H98ZM107 21H108V23L110 24L109 27L107 26ZM142 21H143V20H142ZM144 21H145V20H144ZM146 21H145V22H146ZM172 21H173V22H172ZM201 21H202V20H201ZM209 21H208V22H209ZM211 21H210V22H211ZM232 21H233V20H232ZM51 22H50V23H51ZM67 22H68V21H67ZM80 22H83V21H78V24H81L83 27L87 24V23H85V24L83 23V24H82V23H80ZM91 22L93 23V20H91ZM117 22H118V21H117ZM119 22H120V21H119ZM119 22H118V23H119ZM126 22H127V21H126ZM140 22H141V21H140ZM145 22H144V24H145ZM176 22H177V23H176ZM212 22H213V21H212ZM234 22H235V20H234ZM61 23H62V24H61ZM63 23H64V24H63ZM98 23H99V25H100V22H98ZM141 23H142V22H141ZM175 23H176V25H175ZM191 23H192V24H191ZM213 23H214V22H213ZM223 23H224V24H223ZM237 23H238V24H237ZM55 24H57V21L55 22ZM59 24H58V25H59ZM120 24L122 25L123 23H120ZM120 24H118L119 27L122 28V31H124V29H125V24L127 25V23L124 22V25H123V26H121ZM153 24H152V25H153ZM227 24H228V25L230 24V25L228 26ZM37 25H38V26H37ZM48 25L50 26L49 23H48ZM51 25H52V24H51ZM53 25H54V24H53ZM58 25H56V26L54 25V26L57 27ZM68 25H69V24H68ZM112 25H114V24H112ZM128 25H127V27H128ZM149 25L152 27L151 24H149ZM149 25H148V27L146 28V30L149 29V32H148V31H147V32H148V33H151V34L147 35V36H148L147 39L145 38L146 35H142V36L145 38V40H147V41H145L144 38H140V37H139L140 39H142L144 42L147 43V46H148V42L151 41V40H148V39H149V38H150V39L152 38V34H153L152 32H154V31L157 30V29H156V28H157L156 25H154L156 28H154V27L151 28ZM174 25H175V27H174ZM181 25H182V24H181ZM187 25H185V27H184L183 30H185V28H186V31H187V33L189 34V32H188V30H187V28H189V27H188ZM193 25H194V27H193ZM209 25H210V24H209ZM209 25H208V26H209ZM211 25H212V23H211ZM211 25H210V26H211ZM234 25H235V26H234ZM44 26H45V25H43L42 27H44ZM49 26H48L49 29H50V27H53V26H50V27H49ZM64 26H63V27H64ZM69 26H70V25H69ZM73 26H74V25H73ZM73 26H70L69 28H68L67 26H65V27L67 28V30H66L65 27H64V30H66V31H68V32H70V30H72V31H71V34H72V32H74V31H73V28H75V30H79V29H81V28L84 30L83 27H80V28L78 29L76 26H74V27H73ZM79 26H80V25H78V27H79ZM86 26H88V25H86ZM137 26H138V25H137ZM139 26H140V25H139ZM139 26H138V28H139L138 31L141 29ZM142 26H143V25H141V27H142ZM144 26H145V25H144ZM179 26H180V25H179ZM196 26H199V27L197 28ZM205 26H207V25H204L203 28H205ZM208 26H207V27H208ZM210 26H209V27H210ZM254 26H255V27H254ZM31 27H32V28H31ZM42 27H40V28H42ZM45 27H46V26H45ZM88 27H89V28H88ZM88 27L85 28V30H86L85 32H87V31L91 28L90 26H88ZM104 27H106V29H105ZM107 27H108V28H107ZM111 27H112V29H114L113 26H111ZM123 27H124V28H123ZM127 27H126V28H127ZM132 27H134V26H132ZM149 27H150V28H149ZM158 27L161 28V30H162V28H163V27H160V26H158ZM207 27L205 28L206 31H207V29L209 28V27H208V28H207ZM53 28H54V27H53ZM70 28H71V29H70ZM128 28H129V27H128ZM171 28H172V27H171ZM201 28H202V27H200L199 30H198L199 33H198V31L195 32L194 30H193V32L196 33V34L198 33L197 36H201L202 34H205L204 36H206V35L208 34V36H211V39H208V38H207V39H208L207 42H208V41H212V42H213V46H214V43L216 44V42H215V41H216V38H218V37L220 36L221 33H220L219 35L216 33V34H217V35H216L215 32L211 31L212 29H215V28H212V27L209 28V30L207 31V32L211 31V33H207L205 30H204L205 33H204V31H203V33H202ZM203 28H202V29H203ZM219 28H220V27H219ZM222 28H223V27H222ZM230 28H231V27H230ZM238 28H240V29H238ZM241 28H243V29H241ZM262 28H263V29H262ZM46 29H47V27H46ZM46 29H45V30H46ZM49 29H48V33H49V31H50V33H51V32L54 33V30H55V29H53V31H52V30H49ZM57 29H58V28H57ZM57 29H56V30H57ZM68 29H70V30H68ZM129 29H130V28H129ZM142 29H143V28H142ZM142 29H141V30H142ZM144 29H145V27H144ZM150 29H156V30L151 31ZM177 29H179V31H178ZM217 29H218V27H217L215 30H217ZM37 30H38V29H37ZM58 30H60L61 35L63 34V36L65 35V37H66V35L68 34V36H69V37H68V40H71L72 38L78 40L77 37H80V38L83 39V36H82V34H81V33L84 32L83 30L78 31V32H81V31H82L81 33H79V34H81L82 37L79 35V36H77V37L74 36L75 38L73 37V35H75V34L77 35V34H78V33H76V31H75V33H73V34L71 35V34L68 33V32H66L67 34H65V31L62 30V29H60V28H59ZM107 30H108V32H106ZM130 30H131V29H130ZM130 30H129V31H130ZM136 30H137V29L135 28V31H136ZM169 30H170V29H169ZM219 30H220V31L222 30V32H223V31H225V30H227V29H225V30H223V29H218L217 31H219ZM231 30H233V29H231ZM231 30H230V31H231ZM245 30H243V31H245ZM256 30H257V29H256ZM40 31L43 32L44 29L42 28ZM40 31H39V32H40ZM61 31H63V33H62ZM90 31H92V30L90 29ZM90 31H88L87 34H86L85 32H84L85 34L83 33L85 36L88 35V36H87V39H88L90 36H91V37H92V36H93V37L95 36V34L92 33L93 31H92V32H90ZM111 31L116 32V31H114V30H111ZM125 31H128V30L126 29ZM150 31H151V32H150ZM165 31H164V32H165ZM176 31H178V32L176 33ZM186 31H185V33H186ZM191 31H192V30H191ZM191 31H190V32H191ZM220 31H219V32H220ZM235 31H236V29L233 30V31H231V32L235 33ZM241 31H240V33H241ZM243 31H242V32H243ZM248 31H245V32H248ZM259 31H260V30L256 31L257 33H256V32H253V33L251 32V33H252V35H254V33L258 35V32H259ZM35 32H36V33H35ZM35 32H34V34H35V37H36V34H37L38 31H35ZM39 32H38V33H39ZM44 32H45V31H44ZM55 32H56V31H55ZM57 32H58V31H57ZM158 32H160V31H157V33H158ZM162 32H163V30H162ZM164 32H163V33H164ZM167 32H168V31H167ZM212 32H213V33H212ZM219 32H218V33H219ZM231 32H230V33H231ZM237 32H236V33H237ZM46 33H47V31H46ZM48 33H47L46 36H50V35H48ZM53 33H52V34H53ZM98 33H97V35H98ZM110 33H112V32H110ZM145 33H146V32H145ZM148 33H147V34H148ZM154 33H155V32H154ZM180 33L183 34L182 38L184 39V35H185L184 31H183V32H180ZM187 33H186V35L188 36ZM194 33H190V34H193V35H194L193 37L191 36V38H193V39H194V37H195V34H194ZM200 33H201V35H199ZM206 33H207V34H206ZM225 33H227V31H226ZM236 33H235V34H236ZM240 33H238V34L240 35ZM261 33H263V32L261 31ZM261 33H259V34H261ZM22 34H23V37L25 36L24 38L21 37ZM34 34L31 36V39H32V37H34ZM41 34H42V33H41ZM57 34H58V36L60 37V39L63 40V38H61V35L59 34V32H58ZM89 34H90V35H89ZM91 34H92V35H91ZM115 34L117 35V32H116ZM115 34H112V37H113V35H114L115 37H117ZM123 34H124V32H123ZM133 34H134V33H133ZM159 34H160V33H159ZM165 34H167V33H164V36H162V35H158V34H157V36L160 37V38H159V37H158V38H159L162 42L165 41V40H162L161 36L165 39V38L167 37V35H165ZM209 34H211V35H209ZM227 34H228V33H227ZM238 34H237V35H238ZM241 34H242V33H241ZM39 35H40V33H39ZM70 35H71L72 37H71ZM99 35H101V34H99ZM99 35H98V36H99ZM150 35H151V36H150ZM172 35H173V34H172ZM178 35H179V34H178ZM186 35H185V36H186ZM231 35H234V34H231ZM231 35H230V36H231ZM242 35H244V34H242ZM242 35H241V36H242ZM245 35H247V34H245ZM257 35H256V37H258ZM30 36H28L27 39H29ZM37 36H38V34H37ZM119 36H121V35L118 34V39H119ZM149 36H150V37H149ZM153 36H154V37H153V39H154V38H155V35H153ZM189 36H190V35H189ZM189 36H188V37H189ZM202 36H203V35H202ZM204 36H203V37H204ZM208 36H207V37H208ZM217 36H218V37H217ZM248 36H249V38H250V35H248ZM35 37L32 39L33 41H34ZM40 37H44V35L42 34ZM40 37L38 36L39 39H41ZM50 37H51V38H50V41H51L52 36H50ZM55 37H56V35H55ZM59 37H58V38H59ZM70 37H71V38H70ZM93 37H92V38H93ZM131 37H132V36H129V38H131ZM180 37H181V35H180ZM188 37H186V38H188ZM203 37H200V38L203 39ZM231 37H234V36H231ZM231 37H230V38H231ZM238 37H239V36H238ZM243 37H244V36H243ZM243 37H242V38H243ZM246 37H247V36H245V37L242 39V41H244V39H245ZM38 38H37V39H38ZM53 38H54V36H53ZM84 38H86V37H84ZM97 38H98V37L96 36V39H97ZM99 38H100V36H99ZM135 38H136V37H135ZM135 38H134V39H135ZM209 38H210V37H209ZM219 38L222 39L223 37L220 36ZM234 38H235V37H234ZM240 38H241V37H240ZM249 38H247V41H246V40H245V41L248 42V41H249V40H248ZM21 39H22V40H21ZM31 39H30V40H31ZM37 39H36V40H37ZM39 39H38V40H39ZM55 39L57 40V37H56ZM64 39H65V38H64ZM90 39H91V38H90ZM100 39H101V38H100ZM100 39H99V41H101V40L103 41V40H104V39H101V40H100ZM108 39H109V38H108ZM114 39H115V38H114ZM125 39H127V38H125ZM137 39H138V38H137ZM137 39H136V40H137ZM153 39H152V40H153ZM155 39H156V38H155ZM155 39H154V41H156ZM166 39H167V38H166ZM171 39H172V38H171ZM171 39H170V40H171ZM183 39H181L182 42H183ZM189 39H190V38H188L187 40H189ZM204 39H205V38H204ZM204 39H203V42H204ZM236 39H237V38H236ZM236 39H235V41H237ZM256 39H257V38H256ZM256 39H255V40H256ZM258 39L260 40V38H258ZM262 39H263V38H261V40H262ZM23 40H24V42L27 43L26 46H28V47L26 48V52H25V50H24L23 47H22V49H21V47H19V45H20V46L22 45L20 41H22V43H23ZM32 40H31V41H32ZM36 40H35V41H36ZM43 40H45V39H43ZM43 40H42V42H43L44 44H47V43L50 44V43H49L50 41H48V42L45 41V42H44ZM48 40H49V39H48ZM56 40H55V41H56ZM62 40H58V41H60V42L62 43L63 46H65L63 42H65V44L67 43V44H66V45L68 46L67 48H69V45H70L71 43H73V42H71V41L66 42L65 40H63V41H62ZM83 40H84V39H83ZM109 40H110V39H109ZM138 40H139V39H138ZM142 40H139V41H142ZM175 40H174V41H175ZM187 40H186V42H187ZM225 40H226V38H225ZM33 41H32V43H33ZM58 41H56V42H58ZM78 41H79V40H78ZM78 41H77V42H78ZM87 41L89 42V40H87ZM93 41H95V40H93ZM96 41H97V40H96ZM104 41H105V40H104ZM114 41L116 42V41H117V38H116V40H114ZM114 41L112 40V41H109V42H112V43H113ZM143 41H142V42H143ZM192 41H193V40H192ZM196 41H197V40H196ZM196 41H195V39H194V41H193L192 43L194 44ZM205 41H206V39H205ZM218 41H219V40H218ZM220 41H221V42H220ZM220 41H219L218 43H219V44H222V42L224 41V38H223V41H222V40H220ZM229 41H230V40H229ZM233 41H234V39H233ZM233 41H232V38H231V42L223 43L224 45H219V47H220V46H221V47L225 46V51L223 50V53H225V52L227 53L228 51H226V50H229V49H226L227 46H226L225 44H230V45H228V47L231 46L232 49L230 48V50H231V51H230V54L233 55L232 52H233V51L235 52V49L233 48V47L235 46V45H233V44H235V43H234ZM240 41H241V40H240ZM242 41H241V42H242ZM262 41H263V40H262ZM39 42H41V41H39ZM77 42L75 41V43H77ZM90 42H91V41H90ZM90 42H89V43H90ZM106 42H108V41L106 40ZM109 42L106 43V45H108V44L110 45L111 43H109ZM118 42H119V41H118ZM125 42H126V40H125ZM128 42H129V41H128ZM142 42H140L141 45L143 44ZM162 42H160V45L162 44V46H161L160 48L163 47V43H164V42H163V43H162ZM165 42H169V35H168V40H166ZM170 42H171V41H170ZM170 42L168 43V45L170 46V44H171V46H173V45H172L173 42H171V43H170ZM176 42H177V40H176ZM179 42H180V40H179ZM182 42H180V44H181ZM200 42L202 43V40H201ZM200 42L197 44V45H199V46H196V48H197V49L199 48V49L202 50L203 46H202V44H201ZM212 42H210V44H211V45H210V48H211V46H212ZM225 42H226V41H225ZM241 42H240V43H241ZM260 42H261V41H260ZM26 43H25V44H26ZM61 43H60V44H61ZM75 43H73V46L76 45ZM80 43H81V39H80ZM80 43H79V44H80ZM82 43H83V41H82ZM85 43H86V42L84 41L83 44H85ZM103 43H105V42H103ZM116 43H117V42H116ZM116 43H115V44H116ZM120 43H121V42H120ZM120 43H119V44H120ZM136 43H137V44H136ZM136 43H135L136 45H140L139 42H136ZM146 43H144V44H145V47H144L143 45L141 46V50L139 49V51H138V52L141 51V52H140L141 55H140L139 53H138V55H139L141 58L144 56L143 59H146V58H147L148 60H152V62H153L152 57H153L154 52H155V53H157V52L159 53V51H157V50H159V46L157 47V49H156V47H155V46L158 44V41H157V43H154V44H153V46H154V48H155L154 51H153V49H152V45H151L152 42L149 43V47H148V48L151 47L152 50H151V49H149V50H150L151 52L153 51V54L150 53V51L148 50V48H147V46H146ZM187 43H188V42H187ZM204 43H205V42H204ZM240 43H239V44H240ZM243 43H244V42H243ZM243 43H241V44L244 45ZM254 43H255V42H254ZM254 43H251V42L249 41V45L253 46V50H255V52H256V49H257V50H258V49H261V48L263 49L264 44L261 43V44H262V45L260 44V45H261V48H258V45H259V44L257 45V47H254V46H255ZM35 44H36V42H35ZM60 44H57L58 47L60 46L59 48H61V46H62V45H60ZM68 44H69V45H68ZM79 44L76 45V46H79ZM83 44H82V45H83ZM97 44H98V43H97ZM113 44H114V43H113ZM113 44H112V46H113ZM131 44H132V43H131ZM166 44H167V43H166ZM190 44H191V43H190ZM190 44H189V45H190ZM206 44H208V43H206ZM206 44H203V45H205V51H206V49H207V48H206V47H207ZM252 44H254V45H252ZM256 44H257V43H256ZM32 45H34V44H32ZM39 45H40V44H39ZM51 45L53 46V42H52V41H51L50 46H51ZM55 45H56V44H55ZM91 45H92V43L90 44V46H91ZM98 45H99V44H98ZM128 45H129V44H128ZM136 45H134V46H136ZM158 45H159V44H158ZM164 45H165V43H164ZM174 45H175V44H174ZM185 45H186V49H188V50H189L190 48H191V50H192V48H194V45H193V47H190L192 44L189 46V48H187V45H188V44H185V40H184V42H183V46H185ZM195 45H196V44H195ZM200 45L202 46V48L200 47ZM232 45H233V46H232ZM237 45H238V42H237ZM249 45H248V46H249ZM260 45H259V46H260ZM23 46H24V44H23ZM26 46H25V47H26ZM34 46H35V45H34ZM34 46H33V47H34ZM47 46H48V45H47ZM50 46H49V47H50ZM57 46H55V47H57ZM63 46H62V47H63ZM71 46H72V45H71ZM73 46H72L71 48H73ZM80 46H81V45H80ZM86 46L88 47V45H86ZM90 46H89V47H90ZM94 46H95V45H94ZM110 46H111V45H110ZM121 46H122V45H121ZM131 46H132V45H131ZM131 46H129V47H131ZM169 46L165 45V47H169ZM208 46H209V45H208ZM216 46H217V45H216ZM216 46H215V49H216ZM246 46H247V45H246ZM132 47H133V46H132ZM142 47H143V48H147V50H143V51H142V49H143ZM165 47H163V48H165ZM174 47H176V45H175ZM241 47H243V46H241ZM244 47H245V46H244ZM244 47H243V48H244ZM43 48H44V47H43ZM47 48H48V47H47ZM59 48H58V50H59ZM65 48H66V47H65ZM65 48H63V49H65ZM93 48H94V47H92V49H93ZM110 48H111V47H110ZM112 48H113V47H112ZM112 48H111V50H112ZM117 48H119V47H117ZM133 48H134V49L136 48L135 51H137L138 46L133 47ZM133 48H132V49H133ZM139 48H140V47H139ZM163 48H162V49H163ZM176 48H177V47H176ZM179 48H181V47H179ZM179 48H178V49H179ZM196 48H195V49H196ZM20 49H21L22 51L24 50V53H22V52L20 51ZM50 49H51V47H50ZM55 49H56V48H55ZM63 49L61 48V49L59 50V51H62V54H60V52L57 51V49H56V51H57V53L59 52L60 56H62V55H63V56H64V55H65V56L68 55V54H64L65 51L63 52ZM73 49L75 50V47H74ZM78 49H79V48H78ZM80 49H81V48H80ZM83 49H84V47H83ZM85 49H86V48H85ZM88 49H89V48H88ZM106 49H108V47H107ZM132 49H131V50H132ZM162 49H161V51H162V53H163V50H162ZM167 49H168V48H167ZM169 49H170V50H172V49L174 50L173 47H172V49H171V47H170ZM169 49H168V50H169ZM178 49H175L176 52H178ZM199 49L197 50L198 52H199ZM213 49H214V47H213ZM219 49H222V48H219ZM223 49H224V47H223ZM237 49H238V46H237ZM246 49H248V47H247ZM36 50H38V49H37V48L35 49V47H34V51H35V52H36ZM47 50H48V49H47ZM51 50H52V52H51ZM51 50L48 51V53H49L50 55H51V54H52V56H53V55L55 56V54L57 55V53L54 52V47H53V49H51ZM74 50H72V52H73ZM86 50H87V49H86ZM90 50H91V47H90ZM90 50H87V51L89 52ZM99 50H100V49H99ZM108 50H109V49H108ZM108 50H107V51H108ZM111 50H109L108 52H110ZM119 50H120V49H119ZM129 50H130V49H129ZM155 50H156L157 52H156ZM168 50H167V51H168ZM191 50H190V51H191ZM203 50H204V48H203ZM208 50H209V47H208L207 51H208ZM32 51H33V50H32ZM32 51L30 50V51L28 52L29 56L26 58V59H28V63L31 62V60L29 59V57H30V55L33 56V54H31ZM34 51H33V52H34ZM43 51H44V50H43ZM69 51H70V50H69ZM76 51H77V50H76ZM83 51H84V50H83ZM97 51H98V50H97ZM132 51H133V50H132ZM146 51H149V52H146ZM167 51H166V54H167ZM179 51H180V50H179ZM210 51H212V49H211ZM216 51H217V50H216ZM240 51H243V49L240 50ZM240 51H236L237 54L240 53ZM245 51H246V50H245ZM261 51H262V50H259V51L255 54V56H253V55H254V54H253L254 51L251 52V56L249 55V54H250V51L246 52V54L249 55L248 57H249V58L251 57V59H248V60H246V61L244 60V62H241V60H240V58H239L240 54H239V56H238V55L236 56V52H235V57H238V58H236V59H237V60L239 59V62H241L242 66H243L242 69H241V71L243 70V72H245L246 70L244 71L243 68H246L249 72H253V74H254V73H255V70H258V65H257L258 60L261 59V58H264V53H261ZM19 52H20V53H19ZM33 52H32V53H33ZM37 52H38V51H37ZM66 52H67V51H66ZM70 52H71V51H70ZM70 52H69V54H71ZM74 52H75V51H74ZM77 52H78V51H77ZM94 52H95V51H94ZM112 52H113V51H112ZM116 52H117V51H116ZM168 52H169V51H168ZM171 52H172V51L169 52V53H170L169 56H171V57L175 56V55H172L174 52H173V53H171ZM176 52H175L174 54H177ZM191 52H192L193 54L190 53V55H194V54L196 53V52L194 53L193 51H191ZM198 52H197V53H198ZM218 52H220V51H217V54H218ZM18 53H19L20 55H18ZM40 53H41V52H40ZM42 53H44V52H42ZM45 53H47V51H46ZM45 53H44V54H45ZM54 53H55V54H54ZM80 53H82V52H80ZM84 53H85V51H84ZM84 53H82V55H83ZM95 53H96V52H95ZM148 53H150L152 57H149L150 54H148ZM169 53H168V54H169ZM188 53H189V52H188ZM209 53H210V52H209ZM209 53H208V54H209ZM211 53H212V52H211ZM211 53H210V54H211ZM226 53H225V55H226ZM241 53H242V52H241ZM243 53H244V52H243ZM243 53L241 54L242 56H243ZM260 53L263 54V55H259ZM22 54H24V56H22ZM28 54H27V55H28ZM59 54H58V56H59ZM91 54H92V53H91ZM99 54L102 55L101 53H99ZM106 54H107V53H105V55H106ZM185 54H186V52L184 53V55H185ZM199 54H200V53H198L197 55L195 54L194 57H192V56H190V57H191V58H194V61H196V58H195V57H196V56L198 57ZM210 54H209V56H210ZM220 54H222V51H221ZM246 54H245V55H246ZM252 54H253V55H252ZM27 55H26V56H27ZM72 55H73V54H71V55H69V56L71 57ZM75 55H76V54H75ZM78 55H79V53H78ZM85 55H86V54H85ZM92 55H93V54H92ZM97 55H98V54H97ZM109 55H110V53H109ZM113 55H114V54H113ZM160 55H162V54H160ZM160 55H159V56H160ZM181 55H182V54H181ZM184 55H183V56H184ZM186 55L189 56V54H186ZM186 55H185V56H186ZM200 55H202V53H201ZM200 55H199V56H200ZM204 55H205V54H204ZM204 55H203V56H204ZM206 55H207V54H206ZM225 55L222 54V56H224V58H225ZM227 55H228V54H227ZM232 55H231V56H232ZM34 56H35V53H34ZM34 56H33V57H34ZM41 56H42V55H41ZM43 56H44V55H43ZM58 56H57V57H58ZM63 56H62V57H63ZM86 56H87V55H86ZM94 56H96V54H94ZM164 56H165V53H164ZM167 56H168V55H167ZM203 56H200V57H198V58L200 59V58L202 57L201 59H203ZM207 56H208V55H207ZM215 56H216V54H215ZM228 56L230 57V55H228ZM233 56H234V55H233ZM242 56H241V59H242ZM23 57H24V60H23ZM37 57H38V56H37ZM39 57H40V56H39ZM62 57H61V59H60L59 57H58L57 59H55V58H56V56H55V58L52 57L51 59L54 58L55 60L61 61V63H63V61H62ZM74 57L76 58V56H73V58H74ZM83 57H84V56H83ZM98 57H99V56H98ZM102 57H103V56H102ZM109 57H110V56H109ZM113 57H114V56H113ZM115 57H116V56H115ZM131 57H132V56H131ZM145 57H146V58H145ZM160 57H163V56H160ZM177 57H178V56H177ZM180 57H181V56H180ZM210 57H211V56H210ZM213 57H214V55H213ZM226 57H227V56H226ZM246 57H247V55H246ZM43 58H44V57H43ZM43 58H42V59H43ZM47 58H48V57H47ZM66 58L69 59V57H66ZM73 58H72V59H73ZM81 58H82V56L80 57V59H81ZM93 58H94V57H93ZM95 58H96V57H95ZM116 58H117V57H116ZM128 58H129V57H128ZM128 58H127V59H128ZM134 58H135V57H134ZM166 58H167V57H166ZM168 58H170V57H168ZM178 58H179V57H178ZM181 58H182V57H181ZM186 58H187V56H186ZM211 58H212V57H211ZM215 58H216V57H215ZM219 58H220V56H219ZM233 58H234V57H232V58H231L232 60H231V59H230V60L233 61ZM243 58H245V56H244ZM31 59H33V58H31ZM42 59H41V60H42ZM48 59H49V58H48ZM48 59H47V60H48ZM51 59H50V60H51ZM63 59H64V57H63ZM80 59H76V60H77V61L79 60V62H81L82 59H81V60H80ZM97 59H98V58H97ZM111 59H112V58H111ZM125 59H126V57H125ZM129 59H130V58H129ZM147 59H146V60H147ZM160 59H161V58H160ZM160 59H159V60H160ZM164 59H165V58H164ZM199 59H198L196 62H198V61L200 62ZM207 59H208V58H206V60H207ZM209 59H210V58H209ZM222 59H223V58L221 57L219 60L222 61ZM226 59H227V61H228L229 58H225V59H224V64H226V66H227L228 68H227L225 65H224V66H225L227 69H229V68L231 67V65H230V67L228 66V64L230 63V61H228V62H229V63H228V62L226 61ZM234 59H235V58H234ZM50 60H49V61H50ZM83 60H85V58H83ZM83 60H82V62H83ZM86 60H88V59L86 58ZM89 60H90V59H89ZM98 60H99V59H98ZM121 60H122V61H121ZM121 60L119 59V63H120V65H122L121 62H125V61H126V60H123V59H121ZM136 60H137V59H136ZM162 60H163V58H162ZM168 60H169V59H168ZM168 60H167L166 62H168ZM172 60L174 61V58H172ZM176 60H177V59H175V61H176ZM183 60H184V58H183ZM190 60H191V59L186 60V61H187L189 64H192V60H191V63L189 62ZM215 60L218 61V56H217V58H216ZM237 60H234V62L237 61ZM18 61H19V62H18ZM49 61H48V62H49ZM68 61L70 62V61H72V60L70 59V60H68ZM68 61H67V62H68ZM100 61H101V60H100ZM108 61H109V60H108ZM112 61H113V60H112ZM115 61H116V60H115ZM138 61H139V60H138ZM141 61H142V60H141ZM144 61H145V60H144ZM144 61H143V62H144ZM154 61H155V60H154ZM160 61H161V60H160ZM164 61H165V60H163V63H165ZM170 61H171V60H170ZM177 61H178V60H177ZM179 61H181V60L179 59ZM201 61H202V60H201ZM203 61L205 62V60H203ZM210 61H211V60H210ZM212 61L214 62V59H213ZM55 62H56V61H55ZM64 62H65V61H64ZM67 62H66V64H67ZM74 62H75V59H74L73 63H74ZM87 62H88V61H87ZM113 62H114V61H113ZM113 62H112V64L114 65ZM117 62H118V60H117ZM117 62H116V64H117ZM150 62H151V61H150ZM183 62H184V61H183ZM199 62H198V63H199ZM225 62H226V63H225ZM237 62H238V61H237ZM237 62H235V63H237ZM239 62H238V65H240ZM262 62H263V61H262ZM25 63H26L27 65H26ZM31 63H32V62H31ZM33 63H34V61H33ZM73 63L71 62V64H70V63H69V64L72 65ZM75 63H76V62H75ZM75 63H74V65H75ZM89 63H91V62H88V64H89ZM102 63H103V62H102ZM107 63H108V62H107ZM125 63H126V62H125ZM125 63H124V64H125ZM128 63H129V62H128ZM130 63H131V60H130ZM147 63H149V61H148ZM153 63H155V62H153ZM181 63H182V62H181ZM185 63H186V62H185ZM185 63H183V65H184ZM198 63H197V66H199V65L202 66V64H200V63H202V62H200L199 65H198ZM205 63H206V62H205ZM205 63H203V64H205ZM208 63H209V62H208ZM208 63H207L206 65H209ZM218 63H219V62H217V64H216V62H215V64L218 65L217 67L215 66L214 63H212V64L217 68V69H216V68H215V69L213 68V69L216 70V71L218 70V72H219L218 67H219V65H220V67H221V64H220V63L218 64ZM222 63H223V62H222ZM258 63H259V62H258ZM29 64H30V63H29ZM39 64H40V63H39ZM41 64H42V62H41ZM59 64H60V62H59ZM66 64L63 63L64 66H66ZM77 64H78V63H77ZM79 64H80V63H79ZM86 64H87V63L85 62V65H86ZM124 64H123V65H124ZM131 64H134V62L131 63ZM161 64H162V63H161ZM189 64H188V65H189ZM230 64H231V63H230ZM263 64H264V62H263ZM22 65H21V67H20L19 70H21V68L24 67V66L22 67ZM34 65H35V64H34ZM44 65H45V63H44ZM54 65H55V64H54ZM74 65H72V66H73V67H79V66H80V65H79V66H74ZM95 65H97V64H94V67H95ZM109 65H110V64H109ZM117 65H118V66H115V67H118V68H120V70H122L121 67H120V65H119V64H117ZM127 65H128V64H127ZM127 65H126V66H127ZM138 65H139V64H138ZM143 65H144V64H143ZM147 65H148V67L151 66V65L149 66V64H147ZM147 65H146V66H147ZM167 65H169V63H167ZM183 65H182V66H183ZM186 65H187V63H186ZM206 65H204V66L206 67V69H205L204 67H203V69H205V71H206V73H207V68H208V67H207ZM210 65H211V64H210ZM213 65H211V66H213ZM235 65H237V64H235ZM238 65H237V66H238ZM15 66H16V65H15ZM30 66H31V65H30ZM37 66H39V65H37ZM58 66H59V65L57 64V67H58ZM60 66H62V64H60ZM60 66H59V67H60ZM64 66H63V67H64ZM83 66H84V65H83ZM83 66H80V67H82V69H83ZM88 66H90V65H88ZM92 66H93V64H92ZM124 66H125V65H124ZM132 66H133V65H132ZM139 66H140V65H139ZM144 66H145V65H144ZM214 66H213V67H214ZM35 67H36V66H35ZM55 67H56V66H55ZM57 67H56V68H57ZM59 67H58L57 71H60V69H62V73H61V75H64V77L70 75V74L67 75V73H66V71H69V70H65V71H63V68L61 67V68L59 69ZM84 67H85V66H84ZM108 67H109V66H108ZM112 67H113V66H112ZM134 67H135V65H134ZM148 67H147V68H148ZM189 67H191V69H192V68H193V65H192V66L190 65ZM195 67H196V66H195ZM195 67H194V69H195ZM220 67H219V68H220ZM225 67H224V68H225ZM256 67H257V68H256ZM12 68H13V67H12ZM28 68H29V67H28ZM50 68H51V65H50ZM50 68H49V69H50ZM56 68H55V69H56ZM88 68H89V67H88ZM90 68H91V67H90ZM92 68H93V67H92ZM92 68H91V69H92ZM99 68H100V67H99ZM118 68H116V69H118ZM124 68H125V67H124ZM128 68H129L128 70L130 71V70H131V69H130L131 67H128ZM145 68H146V67H145ZM180 68H181V67H180ZM184 68L186 69L185 66H184ZM209 68H210V66H209ZM211 68H212V67H211ZM211 68H210V71H211ZM224 68H223V65H222V67L220 68V70L223 69V70L221 71L222 74L225 73V72L223 73V71H226V70H224ZM231 68H234V64H233V66H232ZM238 68H239V67H238ZM14 69L17 70V67H14ZM47 69H48V68H47ZM55 69H54V73H55ZM64 69H66V67H65ZM67 69H68V68H67ZM70 69H71V68H70ZM113 69H114V68H113ZM174 69H176V67H175ZM185 69H184V70H185ZM189 69H190V68H189ZM201 69H202V68H201ZM236 69H237V68H236V66H235V70H236ZM253 69H255V70L252 71ZM19 70H17V71L19 72ZM51 70H52V68H51ZM72 70H73V69H72ZM72 70H70V72H71ZM104 70H105V69H104ZM108 70H109V69H108ZM110 70H111V69H110ZM123 70H124V72H125L126 69H123ZM128 70H126V73H127V74L125 73V75H124V73H122L125 77H128V76H126V75H130V74L132 73V72L130 73ZM195 70H198V69H195ZM235 70H234V73H235ZM238 70H239V69H238ZM250 70H251V71H250ZM13 71H14V70H12V71H10V72H11L13 75H16L17 77H19V76L21 75L20 72L23 73L22 70H21L18 74L16 73L17 71H14V72H13ZM45 71H46V70H45ZM52 71H53V70H52ZM132 71H133V69H132ZM173 71H174V70H173ZM179 71H180V70H179ZM186 71H187V70H186ZM186 71H185V72H186ZM199 71H200V70H199ZM227 71H228V70H227ZM248 71H246L247 73L245 72L244 74H247V75L249 76V75H251V74H250V73L248 74ZM50 72H51V71H50ZM63 72H64V74H63ZM114 72H116V70L113 71V73H114ZM117 72H118V71H117ZM121 72H122V71H121ZM128 72H129L130 74H128ZM211 72H212V71H211ZM211 72H210V73H211ZM214 72H215V71H214ZM214 72H213V73H214ZM228 72H230V69H229ZM243 72H238V73H239V74H242ZM260 72L263 73V72H264L263 69H262V70L259 69V71L256 72V75L258 74V75H257L258 78L255 76V78L258 79L257 81H256V79H252L250 76H249V77L247 76L248 78H250V80H251V79H252V80H255L256 83L253 84V83H251V82H254V81H250L251 86H249V87L246 88L247 92L250 93V94H249V97L251 96V99L248 98V93H247V94H244V95H245V96L247 95V96H246V99H247V100L250 99V100H249V101H250L249 104H251L252 106H255V108H256V110H257L258 112H262V111L264 112V78H263L264 76H262V75H261L262 73H260ZM11 73H10V74H11ZM41 73H43V72H41ZM65 73H66V75H65ZM107 73H108V72H106L105 74H107ZM181 73H182V72H181ZM181 73H179V74L181 75ZM192 73H193V72H192ZM192 73H191V74H192ZM197 73H198V72H197ZM208 73H209V72H208ZM208 73H207V74H208ZM231 73H233V70H232L229 74H231ZM1 74H2V75H1ZM8 74H9V72H8ZM10 74H9L8 76L13 77V75H12V74L10 75ZM19 74H20V75H19ZM49 74H50V73H49ZM103 74H104V73H103ZM109 74L111 75V73H109ZM109 74H108V75H109ZM115 74H117V73H115ZM115 74H114V75H115ZM118 74L121 76L120 71H119ZM183 74H186V73H183ZM183 74H182V75H183ZM191 74L188 73V75H187V74H186V75H187V77H192V78L194 79V76H193V75L190 76ZM203 74H204V72H203ZM211 74H212V73H211ZM217 74H218V73H217ZM226 74H227V72H226ZM226 74H225V75H226ZM259 74H260L262 77H260ZM263 74H264V73H263ZM3 75H4V76H3ZM18 75H19V76H18ZM43 75H44V74H43ZM51 75H52V72H51ZM112 75H113V74H112ZM119 75H118L117 77H119ZM131 75H132V74H131ZM131 75H130V77H128V79H129V78L132 79ZM212 75H213V74H212ZM225 75H223V76L225 77ZM21 76H22V75H21ZM54 76H55V74H54ZM160 76H161V75H160ZM184 76H185V75H184ZM208 76H209V75H208ZM215 76H216V74H215ZM218 76H219V74H218ZM230 76H231V75H230ZM238 76H240V75H238ZM243 76H246V75H243ZM243 76L241 75L240 78H241V77H242V78H245V77H243ZM25 77H26V74H25ZM48 77H49V76H48ZM55 77H56V76H55ZM64 77H63V80L66 79V78H64ZM73 77H75V76H73ZM77 77H78V76H77ZM77 77H75V78H77ZM88 77H89V76H88ZM105 77H107V75H106ZM112 77H113V76H112ZM121 77H122V76H121ZM162 77L164 78V76H162ZM162 77H161V78H162ZM165 77H166V76H165ZM174 77H175V76H172V78H171L170 75L167 76V78L172 79V80L175 82ZM180 77H181V76H180ZM180 77H178V78H180ZM185 77H186V76H185ZM185 77H184V78H185ZM204 77H205V79H207V77H206L205 75H204ZM221 77H222V75H221ZM228 77H229V76H228ZM235 77H236V76H235ZM252 77L254 78V76H252ZM259 77H260V79H259ZM3 78H4V79H3ZM23 78H24V77H23ZM49 78H50V77H49ZM57 78H58V77H57ZM57 78H55V79H57ZM67 78H68V79H71L70 76L67 77ZM78 78H79V77H78ZM83 78H84V77H82V80H83ZM85 78H87V77H85ZM90 78H91V77H90ZM100 78H101V77H100ZM107 78H109V77H107ZM110 78H111V77H110ZM122 78H124V77H122ZM157 78H158V77H157ZM178 78H177V79H178ZM211 78H212V77H211ZM215 78H217V77H215ZM219 78H220V76H219ZM233 78H234V76H233ZM233 78H231V81L234 83L233 86H235V85H237V86H241V85H243V86H244V83H243V82L247 81V78H246V79H242V81H243V82H242V81L239 79V77H238L239 82H242V83H243V84L240 83L241 85H239V84L236 83V82L238 81V80H236L237 77L234 78L236 82H234V81L232 80ZM262 78H263V80L261 81V83H262V84H261V83L259 82V80H261ZM17 79L20 80L21 78H17ZM44 79H45V78H44ZM51 79H52V78H51ZM60 79H61V78H60ZM60 79H59V80H60ZM103 79H104V78H103ZM113 79H115V78H113ZM119 79H120V78H119ZM126 79H127V78H126ZM126 79H125V80H126ZM128 79H127V80H128ZM175 79H176V78H175ZM187 79H188V78H187ZM187 79H186V80H187ZM193 79H192V80H193ZM201 79H202V78H201ZM221 79H222V78H221ZM226 79H227V78H226ZM9 80H8V83H10ZM11 80H12V79H11ZM11 80H10V81H11ZM13 80H14V77H13ZM13 80H12V81H13ZM21 80H22V79H21ZM21 80H20V81H21ZM57 80H58V79H57ZM73 80H74V79H71V80H68V81H67V80H64V81H65V82H68V84H70V81H71V86H72V84H73V83H72ZM76 80H78V79H76ZM76 80H75V81H76ZM80 80H81V77H80ZM86 80H87V79H86ZM88 80H89V79H88ZM91 80H92V79H91ZM94 80H95V79H94ZM96 80H97V79H96ZM105 80H107V79L105 78ZM105 80H104V81H105ZM166 80H167V79H166ZM172 80H171V81H172ZM178 80H179V79H178ZM181 80H182V78H181ZM186 80H185V81H186ZM192 80H191V81H192ZM198 80H200V79H198ZM224 80H225V78H223V82H224V84H225V86H226V83H227V82L225 83V81H227V80H225V81H224ZM244 80H245V81H244ZM12 81H11L10 84L13 83ZM20 81H19V82H20ZM75 81H74V82H75ZM128 81L130 82V81H132V80H128ZM173 81H172V82H173ZM182 81H183V80H182ZM182 81H180V82H182ZM189 81H190V80H189ZM189 81H188V82H189ZM200 81H201V83H202V80H200ZM218 81H220V80H218ZM231 81H230V78H229V82H231ZM248 81H249V79H248ZM248 81H247V82H248ZM22 82H23V80H22ZM50 82H51V81H50ZM54 82H55V81H54ZM59 82H60V81H59ZM59 82H57V83H59ZM77 82H79V81H77ZM77 82H76V85H77ZM86 82H87V81H86ZM96 82H98V80H97ZM96 82H95L94 85H96ZM107 82H108V81H107ZM161 82H162V80H161ZM172 82H171V83H172ZM180 82H179V85H180ZM239 82H238V83H239ZM247 82H245V84H246ZM257 82L260 83L259 87H257L258 84H259V83L257 84ZM60 83H63V82H60ZM60 83H59V85H63V84H60ZM79 83H80V82H79ZM89 83H90V82H89ZM89 83H88V85H89ZM130 83H131V82H130ZM130 83H128V84H130ZM132 83H133V82H132ZM182 83H183V82H182ZM184 83H185V82H184ZM186 83H187V82H186ZM186 83H185V86H186V87H187V86H190V85H189L190 83H189V84H186ZM201 83H200V84H201ZM217 83H218V82H217ZM248 83H249V82H248ZM10 84H8V85H10ZM13 84H15V85L17 84V85H18V81H17L16 83H13ZM66 84H67V83H65V85H66ZM101 84H103V83H101ZM104 84H106V82H104ZM167 84H168V83H167ZM172 84H173V83H172ZM221 84L224 85L222 82H221ZM221 84H218V86L221 85ZM230 84H232V83H230ZM252 84H253V86H252ZM255 84L257 85L256 88H254V87H255V86H254ZM1 85H2V84H1ZM53 85H55V83H54ZM81 85H83L82 82H81V84L79 85L80 88H81ZM99 85H100V84H99ZM183 85H184V84H183ZM248 85H250V84H248ZM3 86H4V87H3ZM56 86H57V85H56ZM73 86H75V83H74ZM73 86H72V87H73ZM115 86H116V85H115ZM117 86H118V85H117ZM181 86H182V85H181ZM227 86L230 87V89H231V86H232V85H227ZM233 86H232V88H233ZM237 86H236V87H237ZM243 86L240 87V88L243 89V88H244ZM6 87H8L6 84L2 85V88H1V89L3 90V92H4V90H6ZM65 87L68 88L67 86H65ZM75 87H76V86H75ZM75 87H73V88H75ZM102 87H103V86H102ZM106 87H107V86H106ZM183 87H184V86H183ZM186 87H184L183 90L188 89V88H186ZM228 87H227L225 93H227V91H228V93H229V88H228ZM12 88L14 89V87H12V85L9 86V88L7 89L8 91L6 90L5 92H7V93L9 92L11 95H18L17 93L19 92V89H18L17 92L14 91V92H16V94H13V90H12V92H10L11 90H9V89H12ZM15 88H16V86H15ZM17 88H18V86H17ZM17 88H16L15 90H17ZM62 88H63V87H62ZM62 88H61V89H62ZM73 88H72V89H73ZM76 88H77V87H76ZM89 88H90V87H89ZM91 88H92V87H91ZM91 88H90V89H91ZM95 88H96V86H95ZM111 88H113V87H111ZM189 88H190V87H189ZM223 88H224V87H223ZM225 88H226V87H225ZM225 88H224V89H225ZM238 88H239V87H238ZM238 88H236V89H238ZM63 89H64V88H63ZM63 89H62V92H64ZM70 89H71V88H70ZM84 89H85V88H84ZM84 89L82 88V91H83ZM92 89H93V88H92ZM104 89H105V88H104ZM224 89H223V90H224ZM236 89H235V88H234L233 90L231 89V91H234V90L236 91ZM244 89H245V88H244ZM2 90H1V91H2ZM23 90H24V89H23ZM97 90H98V89H97ZM198 90H199V89H198ZM198 90H196V91L198 92ZM24 91H25V90H24ZM31 91H32V90H31ZM57 91H58V90H57ZM76 91H78V89H77ZM106 91H107V90H106ZM111 91H112V90H111ZM114 91H115V90H114ZM196 91H195V92H196ZM240 91H241V90L239 89V91H236V92H240ZM243 91H245V90H242L241 92H243ZM35 92H36V91H35ZM68 92H69V91H68ZM79 92H80V91H79ZM93 92H94V91H92V93H93ZM112 92H113V91H112ZM115 92H116V91H115ZM115 92H113V94H114ZM181 92H183V91H181ZM199 92H200V90H199ZM202 92H204V91L202 90ZM20 93H21V92H20ZM46 93H47V92H46ZM76 93H77V92H76ZM76 93H75V94H76ZM80 93H81V92H80ZM80 93H79V94H80ZM230 93H231V92H230ZM63 94H64V93H63ZM79 94H77V97H81V99H82V96H83V95L78 96ZM108 94H109V93H108ZM110 94H111V93H110ZM179 94H180V93H179ZM200 94H201V96H202V93H200ZM223 94H224V93H223ZM236 94H237V93H236ZM239 94H240V93H239ZM25 95H27V94L25 93ZM69 95H70V97H71L73 94H71V93L69 94V93H68V96H69ZM84 95H85V94H84ZM114 95H116V94H114ZM227 95H228V94H227ZM231 95H232V93H231ZM231 95H230V96H231ZM244 95H243V96H244ZM64 96H65V94H64ZM75 96H76V95H75ZM87 96H88V95H87ZM107 96H108V95L106 94L104 97H105V98L107 99V101H108V100H109L108 98H110V96H109V97H107ZM125 96H126V95H125ZM180 96H181V95H180ZM224 96H225V94L223 95V97H224ZM228 96H229V95H228ZM228 96H227V97H228ZM232 96H233V95H232ZM235 96H236V95H235ZM238 96H239V95H238ZM238 96H237V97H238ZM17 97H18V96H17ZM24 97H25V96H24ZM56 97H57V96H56ZM61 97H63V96H61ZM73 97H74V96H73ZM177 97H178V96H177ZM26 98H27V96H26ZM26 98H25V99H26ZM58 98H59V96L57 97V99H58ZM66 98L68 99L67 95H66ZM66 98H65V99H66ZM83 98H84V97H83ZM102 98H103V97H102ZM179 98H180V99H183V100L186 99L185 96H183V98H182V97H178V99H179ZM193 98H194V97H193ZM204 98H205V97H204ZM224 98H225V97H224ZM228 98H230V97H228ZM69 99L71 100V99H73V98H69ZM81 99H78V100L80 101ZM84 99H86V98H84ZM111 99H114V100H115V98H111ZM76 100H77V99H76ZM189 100H190V99H189ZM189 100H188V101H189ZM232 100H233V102L236 101V100L234 101V99H232ZM237 100H238V99H237ZM247 100H246V101H247ZM73 101H74V99H73ZM81 101H82V100H81ZM81 101H80V103H82ZM229 101H230V100H229ZM111 102H112V101H111ZM111 102L109 101L110 104H111ZM193 102H194V103H193ZM168 103H169V102H168ZM168 103H167V104H168ZM170 103H171V101H170ZM188 103H192V104L195 106V112H196V113H198L197 110L199 111V108H201V106H202V105H201L202 103H201L200 100H193V99H192V101H191V102H188ZM57 104H58V103H57ZM83 104H84V103H83ZM106 104H107V102H106ZM110 104H109V105H110ZM112 104H113V105H110V106H112V107L115 106V107H116L117 102H116V104H115L114 102H113ZM132 104H133V103H132ZM132 104H131V105H132ZM192 104H191V105H192ZM232 104H233V103H232ZM249 104H248V106L251 108V106H250ZM67 105H68V104H67ZM73 105H74V103H73ZM102 105H103V104H102ZM117 105H119V104H117ZM131 105H130V106H131ZM170 105H171V104H169V106H170ZM187 105H189V104H187ZM191 105H190V106H191ZM23 106H24V105H23ZM68 106H69V105H68ZM119 106H120V105H119ZM177 106H178V105H177ZM232 106H233V105H232ZM70 107H71V106H70ZM115 107H114V108H115ZM165 107H166V106H165ZM236 107H237V105H236ZM168 108L170 109V107H168ZM183 108H184V107H183ZM240 108H241V107H240ZM250 108H246V110H247V109L249 110ZM255 108H254V109H255ZM80 109H81V108H80ZM118 109H119V108H118ZM164 109H165V108H164ZM231 109H232V108H231ZM235 109H237V108H235ZM243 109H244V108H243ZM251 109H252V108H251ZM251 109H250V111H251ZM108 110H109V109H108ZM115 110H117V109H115ZM170 110H171V109H170ZM182 110H183V109H182ZM241 110H242V109H241ZM252 110H253V109H252ZM117 111H118L117 113H119L120 110H117ZM257 111H255V112H257ZM122 112H123V110H122ZM192 112H193V110L191 109V107H187V108H185L184 121H183L184 123H186V124H195V123H197V121L194 120V119H197V118H195V116L192 114ZM238 112H239V111H238ZM241 112H243V110H242ZM241 112H240L239 114H242ZM114 113H115V112H114ZM114 113H113V114H114ZM221 113H222V112L219 113L220 116H221ZM229 113H231V112H229ZM249 113H250V112H249ZM120 114H121V115H120ZM120 114H118V115H120V116L123 115V113H120ZM222 114H225V113L223 112ZM227 114H228V112H227ZM227 114H225L227 117H225V115H223L225 118H224V117H221V118H220L219 115L216 117V118L219 120V125H220L221 129L223 130V132H229V131H230L231 133H232V132H236V130H235V131L232 130V129L234 128V126L236 125V124L233 123L235 120H234L233 122H231V121L229 120V119L231 118V116H230V114H228V115H227ZM239 114H238V115H239ZM114 115H115V114H114ZM136 115H137V114H136ZM117 117H118V116H117ZM123 117H124V116H123ZM213 117H214V116H213ZM228 117H229V118H228ZM16 118H17V117H16ZM222 118H224V119H222ZM232 118H233V117H232ZM235 118H236V115H235V117H234L233 119H235ZM237 118H238V116H237ZM211 119H212V117H211ZM21 123H22V122H21ZM11 128H12V127H11ZM143 128H144V127H143ZM4 129H5V128H3V127L1 126V128H0V141H5V142H8V144H10V142H11V139H10V133L6 132V130H4ZM130 129H131V128H130ZM147 130H148V129H147ZM12 131H13V130H12ZM138 131H139V130H137V132H138ZM125 132H129V131H123L122 133L124 134ZM130 132H131V131H130ZM132 132H134V131H132ZM234 134H235V133H234ZM118 135H120V134H118ZM57 136H58V135H57ZM18 137H23V136H21L20 134H18ZM25 137H26V136H25ZM207 137H208V136H206V139H207V141H208L210 144H213V145H215V146H218V147H220V148L225 149V147L222 146L219 142H217V141L214 140V139L207 138ZM33 138H34V137H33ZM16 141H17V140H16ZM23 144H24V143H23ZM16 145H17V144H16ZM14 146H15V145H14ZM16 148H17V147H16ZM15 152H16V155H17V156L21 155V153H19V150H18V149H17ZM20 152H21V151H20ZM184 152L186 153V155H183V154L177 153V152H175V151L160 150V151H153V152L151 151V152H147V153L143 154V156H144V155L147 156L148 158H150L151 161L156 162V163H157V162H158V163L160 162V163H163V164H170V165H177V166L180 165L183 169H186V170H189V171H193L194 173L199 174V175H200V174H203V173L206 172V173L209 175V177L215 182V184H216L218 187H220L221 189L223 188V183H222L221 175H220V173H219L217 167H216V166H215V165H214L209 159H207V158H203V157H199L198 155L192 154V152H190V151H186V150H184ZM24 154H25V153H24ZM15 157H16V156H15ZM21 157H22V155H21ZM177 166H176V167H177ZM164 167H165V166H164ZM171 168H172V171H171L170 173H168V174H172V175H173V174H176L177 172H179L178 170H177V171L174 170L173 166H172ZM169 170H170V169H169ZM168 174H167V175H168ZM169 176H170V175H169ZM167 179H168V178H167ZM245 198H246V202H247V204L249 205L250 210H251V211L255 214V216L257 217V220H258L259 225H260V227H261V241H262V243H263V250H264V217H263V215H262L261 213H259V212L256 211L255 207H253V205H252V201L250 200V197H249L248 194L245 195ZM258 213H259V214H258ZM187 240H188V239H187ZM180 242H181V241H180ZM182 242H183V241H182ZM176 244H177V243H176ZM183 244H184V243H183ZM178 246H179V245H178ZM176 247H177V245H176ZM191 247H192V246H191ZM173 248H175V247H173ZM178 248L180 249V247H178ZM187 248H188V247H187ZM175 249H176V248H175ZM179 249H178V250H179ZM182 249H183V248H182ZM185 249H186V248H185ZM174 251H176V250H174ZM183 251H184V249H183ZM188 251H189V250H188ZM193 251H194V250H193ZM2 253H3V252H2ZM177 253H178V252H177ZM181 253H182V252H181ZM198 254H199V253H198ZM0 255H1V254H0ZM2 255H3V254H2ZM168 255H169V254H168ZM184 255L186 256V254H184ZM184 255H180V254H179V256H177V257H175V258H172V257H164L163 259H164V260H167L168 262H172V261H173L172 259H174V260H176V261H182V260L184 259V257H185ZM189 255H190V254H189ZM19 256H21V255H19ZM159 256H160V254H159ZM159 256H158V257H159ZM173 256H174V255H173ZM1 257H2V256H1ZM4 257H5V256H4ZM4 257H3V258H4ZM12 257H13V256H12ZM23 257H24V256H23ZM152 257H153V256H152ZM3 258H0V264H36V263L33 261V257H32V259L30 258L29 261H27L29 258L26 259V257H25V259H22V257L20 258V257H18V255H17V257L15 256V258H13L12 260L10 259L11 257L8 258V256H7L6 259H3ZM194 258H195V257H194ZM198 258H199V257H197V259H195V261H196V260H199ZM179 259H180V260H179ZM189 259H191V257H189ZM189 259H188V254H187V261H188ZM10 260H11V261H10ZM171 260H172V261H171ZM191 260H193V259H191ZM50 262H51V261H48L49 264L54 263V262H52V263H50ZM183 262H184V261H183ZM45 263H46V262H45ZM56 263H57V262H56ZM62 263H63V262H62ZM101 263H102V262H101ZM103 263H105V264H110V263L107 262V261H106V262L104 261ZM172 263L174 264L175 261H173ZM188 263H189V262H188ZM180 264H181V263H180ZM183 264H185V263H183ZM190 264H191V263H190ZM201 264H202V262H201Z\"/></svg>",
	"mask_w": 264,
	"mask_h": 264
},
{
	"label": "water",
	"instance_id": "obj_4",
	"mask_svg": "<svg viewBox=\"0 0 264 264\" xmlns=\"http://www.w3.org/2000/svg\"><path fill=\"white\" fill-rule=\"evenodd\" d=\"M160 150L175 151L183 155H186L184 150L190 151L209 159L217 167L222 178V189L206 172L197 175L205 178L231 209L242 230L253 264H264L261 227L245 198L248 194L253 207L264 217V207L253 183L227 150L210 144L204 136L198 134L164 130L129 131L110 143L0 172V200L61 185L90 171Z\"/></svg>",
	"mask_w": 264,
	"mask_h": 264
},
{
	"label": "built area",
	"instance_id": "obj_5",
	"mask_svg": "<svg viewBox=\"0 0 264 264\" xmlns=\"http://www.w3.org/2000/svg\"><path fill=\"white\" fill-rule=\"evenodd\" d=\"M165 102H166V100H165V99H163V100H162V103H165Z\"/></svg>",
	"mask_w": 264,
	"mask_h": 264
}]
</instances>
